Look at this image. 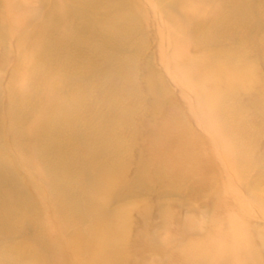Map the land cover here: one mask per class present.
I'll list each match as a JSON object with an SVG mask.
<instances>
[{"label": "bare ground", "instance_id": "1", "mask_svg": "<svg viewBox=\"0 0 264 264\" xmlns=\"http://www.w3.org/2000/svg\"><path fill=\"white\" fill-rule=\"evenodd\" d=\"M153 1H154L155 5L157 7L156 9H158V12L161 13L164 22H166L168 24V26H169L168 28H170L169 32H170L171 35L170 34L169 35H170V39H171L172 42L180 41L179 44L181 45V42H183V38H190V37L194 38L195 37L194 39H196V41L192 42L194 44V46L196 44L197 45L196 47L199 46L201 49L202 48H203V50L206 49L205 51L209 52V56H208L209 58L208 57H204L206 55H204V56L202 55V56L205 59H207V58L210 59V61H207V62L208 63L210 62V64L212 65V68L210 70H209L210 67L208 68L209 73H211L210 77L212 79H214V80H212V82H214L213 84L210 82L211 78L209 79V82L212 85V87L210 89L211 91H209L210 85L209 86L206 85V86L209 87V88H207V90H208L207 91L206 88H204L205 86L202 87V86L199 85L200 82L198 83L199 79H201V78L203 79V75H201L202 74L201 72L203 71L204 67L207 66V65H205V63H207V62H205L204 64L202 62V64L205 65V66H203L202 71H198V72H195V73L191 71V70H194V69H190V67L192 68L193 65L192 66H188L189 69H187V71L185 70L186 69L185 67L184 68L182 67V66H184V65H182V60H183V62L185 61L184 60V56H185L184 54L187 53V51L185 50L186 48H184V50L186 51L185 53L180 52V51H178V49H176L178 52H173L171 57L170 56L168 57V58H172L173 59V62H172L173 64H170V66H172V67L169 66V68L170 69L174 68L175 70L177 69L178 71H180V73H181V75L183 77V80L187 81V80H190L192 77L197 79V83L198 84H196V82H194V83H195V85H197V91L199 92L200 97L198 95L196 97L202 98L203 101L208 100L210 102L209 105H206V108H204L202 105L203 104L205 105V103H207V101L205 103L202 101L203 103L202 102L200 103V105L202 104L200 107H203L204 109H207V106H208V108H210V110L209 111L206 110V111H208V113H210V114L213 113V110L214 111L216 110L217 112H219V113H217L218 115L216 114L217 118L215 117V114L213 113L212 116L216 119V120L214 119V121L210 120V119H213V117L211 118V116H210L209 117L210 119L207 117L211 121L212 126H213V122H215V121H218V123H219V125L214 123L213 132L216 131L215 133H217L219 137H223V138H228L230 136V138H229L230 139V141H229L230 144L226 141L227 142V145H226L227 147L226 146L225 147L227 149H225V147H224V149L228 150L229 153H232L231 155L235 154V156H236V153H237L236 151H239V155L238 156L242 155L241 157L245 156L246 158H249L250 156H248V155H250L251 153L254 152V148H252L253 149V152H252L251 147L254 146L255 144H258L257 140H258L259 136L264 134V132H263V134L259 135L260 131H258V132L256 131L258 128H257V125L255 124L256 126L253 125V127L255 126L254 128H257L255 130V132H254L255 134H253V135L250 134L251 136L250 135L246 136V137H249V140L244 142L243 139H246V140L248 139V138H243L245 132H248L247 131L248 129H246V127H245L244 129H246V130H244V134L241 135L242 130H241V132L239 131V129H241V127H238V126L241 125L239 122H241V123L242 122L243 123L244 122H249V121H244V120H246L245 119L246 113L248 111H250V110H253L256 104L261 105V107H262L261 110H262V115H263L262 120H264V101L261 100V102H258V103H255V104L252 103V105H251L250 102H248L249 97H247V99L245 101H247V103H249V105H251V106L244 104V102H243L244 100L241 101V99L238 97L239 93H237V92H241L242 93L243 90H240V89H242L241 87H240V89L239 88H234L233 82H234L235 78H238V80H239V78H241L242 82L245 79L248 84L252 83L253 87L255 86L256 88H258V89H255V88L252 87L253 88L252 91H249V92H253V91H256V90L257 91L258 90L263 91L262 89H264V81H261L262 78L260 77V74L258 73V71H260V70L256 69V67H254L256 70H258V71H256V70H254L252 68L253 66L251 68H250L249 65L247 66L246 62L248 61L247 60L248 57L246 59L247 61L244 60L246 58L244 56V53L242 54L244 57L243 58L241 57L240 50H239V47H238L240 45H238L239 44L238 43V38H237V36L234 35V31H236V29H237L236 25H240V24L241 25L242 24L246 25L249 28L248 29L249 34H251L252 32H255L256 28L264 27V24H263L264 22H262V23L261 22H257V23H254L255 24L254 26L253 25H251L250 27L248 26L249 24L252 23L251 20L254 17L253 16L254 13L255 12L257 13V11L263 9V7L261 6L260 9L258 10V6L257 5L260 3V0H258L259 2L256 5L257 9H254L255 12L251 9L252 7L249 6V2L253 1V0H240L239 3H238V0L236 1V3L234 2V0H226V2H224V0H221L222 2H220V3L221 4L223 2L224 3L220 7L218 5H216V2H215V4H212L211 3L212 0H153ZM149 2H150L149 0H36V1L34 0V3H32V4H34L33 6H35V7L32 9L29 6L30 7V8H28L29 11L25 12V10H26L25 9L24 13H21V12L18 13V17L17 18L15 17L18 20V23L17 24L15 23V25L10 24V25H12V31H13V35H10V37L13 36V38L15 39V40L14 39L13 40L16 41V49H15V52H16V56H15L16 58L15 59L16 60H14L15 61V65H14L13 72L10 74L9 77H7V79L9 78L8 81H7L8 86L13 83L14 88L13 89H9V88H11L10 86L8 88H6V86L4 85L5 91H6V89H7V91L5 93V97L3 95L4 92L1 94V97H0V99H1L2 95H3V97L7 101L6 102V115H5V116H7V119L4 120V119L0 118V232L2 233V235L5 234L6 231L10 232V235H11V228H13L12 225H16L17 224L18 228H19V225L21 227H23L24 225L26 226L28 224V222L26 221L24 216L26 214L30 215L31 212H34L36 210V208H34L33 205H32V200L33 199H32V196H31L32 194L31 193H33V192L29 193L30 192L29 188L28 189L26 188V185H24L23 182H21L19 180L18 174L15 172V170H17V169L15 167L16 164L13 165V161H14L13 159L16 157V160L18 162H20V165L22 164V166L25 167V168L23 167L24 170L27 169L25 171H28V174H29L30 178L33 177L36 180H39V182H41V186L43 185L46 188L45 189L42 186L45 189L46 193L48 194L49 199L51 201H54V200L57 201V202H55L56 203L55 206L61 207V210H60V208H58V211H56L58 213L59 210H60V213H58V214H62L61 213V211H62V212H64L66 214V216H64V217L67 218V219H69L70 217H74L75 220L77 218H79L81 224L83 225V228H81V231H78L79 237H80V233H81V236H83V237H80V239H79L80 241L82 240L81 238H83V241L85 242L86 240L84 239V237H88V238L91 237L93 239V237L95 236L96 233H99V234L102 233L101 236H99L97 234L98 236L94 237V238L100 237L99 240L98 239H93V240H98L97 244L99 245V248H98V245H97L98 249H93L94 252H96L95 250H97L98 253H97L96 256L99 257V258L96 257L97 259H99V260L96 259L97 262L93 261L94 264H107V263L108 264H110V263L111 264H126V263L130 264V262L127 261L129 257L126 256L128 253L125 254V255L123 254L124 253V249H125V238H128V237H125L124 233L121 230L122 227L124 225H126L127 222H128V214H129L128 213V208L130 206H129V204H127V206H126L127 200L131 199L132 197H136V196L138 197V195L141 196V194L144 195L147 192L150 193L151 190L155 189V190H157L156 191L157 198H159V201H160L161 200L160 198H163L162 197L163 195H164V198H165L166 197L165 194L167 195L168 192H172V187H173L172 185H170L171 190L162 191V189L156 188L157 186L148 185V183L145 180H143L142 176L140 175V173H143V171H144V166H142L141 164L139 166V161H138L140 159V162H141V157L144 154H140V155H142L141 157L138 155V152H137L136 148H134L135 146L132 145L133 141L131 142V137H129L130 139H128L126 141H121L120 140L121 138H120V135H119L120 128H122V122H123L122 119L124 120V118H126L129 114L134 113L136 110H140V109L141 110L142 109L145 110V108L146 107L149 108V106L153 107V109H154V110L150 111V113H152L155 110L158 111L164 104H167V102L169 101V99H168L167 102L165 103L166 98H165L164 94L162 93L163 91L161 92L159 90V88H158V85H157L158 84V79H156V76H157L156 73L153 76L152 75L149 76L150 74H148L150 72V67H151L150 66L151 63H149V62H151V61H149L150 60V55H148L144 59H142V58L140 59V57H139V56H141L139 54L140 53L139 51H142L144 49V47H146V45L149 43L148 40H150L149 38L147 39V36L149 37V34L147 36H145V34H144V32H145L144 24L148 25V24H146V22H148L149 25H150L149 27L151 29H153L157 24H159V23H157V21H154L153 16L151 17V11H153V10L151 9V11H150L147 8L148 6L146 5ZM15 3H17L18 4L17 6H19L20 8H22V6H26L27 7V5H29V1L28 0H21V1H18V0H7V5L8 6L11 5V4H15ZM254 3L256 4V2H254ZM260 4H262V3H260ZM192 5L195 8H198V9L191 10L190 6L193 8ZM1 9L2 8H0V10ZM200 9L201 10H206L208 12L207 13L208 17L211 18L208 22L203 19L202 12L200 11ZM10 10H11V8H10ZM42 10H44L46 13L44 14L43 18L42 19L40 18L41 20L36 23V20L38 19L39 15H40V12ZM12 11L13 10H11L10 12H12ZM263 12H264V10H263ZM258 14H260V13H258ZM2 15L3 14L0 13V16H2ZM263 15H264V13H263ZM4 17H3V19L5 21ZM156 17H157V15H156ZM262 17H264V16H262ZM207 18H205V19H207ZM1 19H0V22H1L0 23V56L3 59L7 55H9V50L11 51L12 48L7 46V43H8L7 41H9L8 39L10 37H9V34L7 33L8 30H6V32H5V28L3 26L6 23V21L3 24L2 23L3 21H1ZM14 20L15 19H13V21ZM256 21H258V19ZM256 21H254V22H256ZM260 21H264V20H260ZM204 24H207L208 26H206ZM5 25L7 27V23ZM152 26H153V28H152ZM30 27H32V28L29 29ZM163 29H164V27H163ZM146 31H148V30L146 29ZM155 32L156 31L154 29V31L151 32V33H155ZM243 32H244V30H243ZM165 34H166V31H165ZM157 35L159 36V33ZM158 36H157V39H158ZM165 38H166V36L164 37V39ZM260 38L264 39L263 36H261ZM165 40H166V42L169 41V40L167 41V38ZM189 40L192 41V39H189ZM227 40H231V42H232L231 45L233 46V48L230 47L231 50L227 49L229 51H226V50L223 49V45L226 43ZM240 40L242 41L244 39H242L240 37ZM150 41L152 42V40H150ZM154 42H155V44L158 45L162 41H160L159 43H156V41H154ZM10 43H12V42H9L8 44H10ZM169 43L170 42H168V44ZM182 44L184 45V42ZM244 44H245V42H244ZM165 45H164V50H165V47H166ZM172 45H174V44H172ZM161 46H162V44H161ZM161 46H158V47H161ZM158 47H157V49L160 50L161 48L159 49ZM187 47H188V44H187ZM169 48H171V47H169ZM149 49L152 50V46ZM144 50H146V49H144ZM151 50H150V52H151ZM198 50H199V48H198ZM198 50H196V51H198ZM146 51L148 52V50H146ZM189 51H188V53H189ZM170 52H172V51H170ZM199 52L201 53V51H199ZM241 52H243V51H241ZM152 53H155V52L152 51ZM156 53L158 55L159 51H157ZM162 53H163V51H162ZM198 54H195V55L197 56ZM203 54H204V52H203ZM248 54H251V52H249ZM200 55H198V56H200ZM154 56H155V54H154ZM262 56H263V53H262ZM200 57H198V59ZM152 58H155V57L152 56ZM156 58H158V56ZM168 58H167V60H168ZM191 58H192V56H191ZM195 60H197V58L194 59V60L192 58V61H195ZM250 60H254V59H250ZM256 60H258V59H256ZM162 61H161V64H163V62H164V61L163 62ZM171 61L172 60H170V62ZM203 61H205V60H203ZM258 61L260 62V60H258ZM9 63H11V62H9ZM152 64H154V63H152ZM157 64H158V62H157ZM157 64H154L155 65L154 67H158V66H156ZM197 65H198V63H197ZM160 66H162V65H160ZM198 67H199V65H198ZM198 67H197V70H198ZM262 67H264V66H262ZM182 68L186 72L185 71L182 72ZM125 69L129 70L128 77L126 78L129 81H132V80L134 81L135 80V75H134L135 72H138V71L141 72L140 73V77L142 79H144L145 83H146V84H144L140 80L143 83V85H146L145 90L144 89L142 90L143 92L141 91V93H140V89L141 88L138 91L135 88V85H132L131 87L124 88L121 91H116V90H118V87L120 88L121 85L126 83L125 82L126 79H124L125 77L124 78L120 77L121 72H123V70H125ZM227 69H231V71L235 73V74H233V78H229L227 76V75H229L228 73L230 71V70L227 71ZM175 70H173V71H175ZM205 71L207 73V70H205ZM154 72H156V71H154ZM19 74H23V76H25V77H23V78H25L24 81L20 80L21 82H17V80L19 79ZM3 75L4 74H2V76ZM158 75H159V73H158ZM136 76H139V75H136ZM189 77H191V78H189ZM262 77L264 79V76H262ZM2 78H4V77H1V80L3 82ZM259 78H261V80H259ZM161 81H162V79H161ZM203 81H205L204 84L208 83V80H207V83H206V80L203 79ZM164 82L166 83L165 80H164ZM134 83H135V81H134ZM137 83H138V81H137ZM238 83H239V81H238ZM3 84H4V82H3ZM5 84H6V82H5ZM138 84L141 85V83H138ZM191 85H193V83H191ZM190 86L188 85V88ZM246 86L242 85V87H245V88H246ZM248 86H247V88H248ZM140 87H142V85ZM170 87H169V89H170ZM193 87H195V86L194 85L191 86V88H193ZM138 88H139V86H138ZM171 88L174 89L173 87H171ZM191 88H190V90H191ZM177 89L179 90V88H177ZM182 89H184V88H182ZM237 89H239V90H237ZM192 90L195 91L194 89H192ZM0 93H1V90H0ZM171 93H173V91ZM236 93H237V96H236ZM189 94H190V92H189ZM195 95H193V96H195ZM252 95L253 96L257 95V93H253ZM252 95L250 94V96H251L250 97L251 100L249 99L250 101H252ZM133 96L136 98L134 100V102H133V103H135V105H133L131 103L132 104L131 107H130V105H128L129 107H126V106L118 107V106H116V100L119 99V101L124 102L126 100V98H127L128 99L127 101H129V102H125V103L128 104L132 100ZM185 96L187 98L186 94H185ZM247 96H248V94H247ZM173 97H175L174 94H173ZM243 97L245 98L246 94L243 95ZM254 97H253V100L256 99ZM256 97H258V96H256ZM195 98H194V100H195ZM199 98H198V100H199ZM174 99H176V97ZM188 99H190V98H188ZM2 100L3 99H1L0 102H2ZM168 103H170V102H168ZM122 104H124V103H122ZM173 105L176 106V104H174V103H173ZM187 105H188V101H187ZM171 106H169V107L171 108ZM195 106L198 107L199 105L195 104ZM167 107L168 106L166 105L165 108H167ZM200 107L197 110L198 113L201 112L200 111ZM177 109H180L179 106L177 107ZM191 109H192V107H191ZM164 111L167 112L168 110L167 111L164 110ZM176 111H178V110H176ZM137 112H139V111H137ZM137 112L134 113V115H137ZM142 112H143V110H142ZM183 112H184V110H183ZM203 112H202V114H203ZM180 113H182V112H180ZM114 114H118L119 117H120L119 121H122V122H117V121H116L117 123L114 122V120H112V116ZM145 114H146V112H145ZM190 114H191V112H190ZM192 114H193V112H192ZM142 115L144 116V114H142ZM154 115H155L154 117H157L158 114L156 115V112H155ZM160 115H161L160 118H163L161 113H160ZM201 115L198 114V118ZM209 115H207V116H209ZM0 116H1V113H0ZM2 116H4V115H2ZM139 116H141V114ZM139 116H138V119L136 118V116H135V118L133 116L132 117L134 119H137V122H138ZM143 116L140 117V120H141V118H143ZM188 116H191V115L188 114ZM256 116H258V115H256ZM132 117L131 118L127 117V118H129L130 119L129 121H131V119H133ZM148 117L149 116H145L143 119L148 118ZM201 117H204V116H201ZM249 117L252 118V114ZM151 118H152V116H151ZM189 118L190 117H188V119ZM253 118H254V116H253ZM253 118L251 120H253ZM134 119H133L132 122L128 121L129 123H133V125L131 127L132 129H133V126L135 125L134 123L136 122ZM153 119L154 118H152L151 120H153ZM174 119H178V118H174ZM199 119H202V118H199ZM208 119H207V121H208ZM6 120H7V124L6 125L8 127V130L6 129V131H8L7 135L9 137V140L8 139L7 140H8V143H9V146H10L11 150H8L6 147L3 146L4 145L3 144V139H2L3 137H1V134H2L1 132L3 131L2 127H3L4 122H6ZM155 120H154V122H155ZM167 120H173V119H169L167 117ZM205 120H206V118L204 119V121ZM145 121H146V119H145ZM161 121H162V119H161ZM204 121H202V122L204 123ZM210 121H208V123ZM254 121L255 120H253V122ZM260 121H259V119L256 120V122H260ZM177 122H181L180 118H179V120H177ZM236 122H238L240 125H236L235 124ZM138 123H142V122H138ZM169 123L171 124V122H169ZM205 124H206V122H205ZM234 124H235V126H237V131H239V134L241 135V137H239L240 135L238 134L237 131H235V129L233 130V132L234 131L237 132L238 135L237 134L234 135L233 133H231V130L234 128V126H233ZM262 124H263V122H262ZM123 125H125V123H123ZM150 125H155V124H152L151 121H150L149 126ZM215 125H217V127L219 126V129ZM231 125H232V127H231L232 129L231 130H230V128L227 129L228 126L230 127ZM259 125L260 124H258V126ZM5 126H4V128H5ZM171 126H173V125L171 124ZM189 126H188V128H189ZM246 126H249V123ZM134 127H137V126H134ZM146 127H144V128L146 129ZM181 127H182V125H181ZM191 127H193V124H192ZM211 127H210L209 131L212 130ZM214 127H216V129H214ZM260 127H261V125H260ZM128 128L130 129V127H128ZM184 128L185 127L180 128V129H183L185 131ZM206 128H208V127H206ZM249 128L251 129V126H249ZM129 129L127 131H129ZM135 129H133V130L135 131ZM138 129L140 130V128H138ZM150 129H151V127H150ZM173 129L176 131V128H173ZM192 129H194V128H192ZM263 129H264V127H263ZM126 130H125V132H126ZM133 130H131V131L133 132ZM146 131H147V129L145 130V132ZM249 131L252 132L251 130H249ZM135 132L139 133L140 131L139 132L135 131ZM151 132H152V130H151ZM195 132H197V131H195ZM136 133H135V135H136ZM148 133H150V131ZM148 133H144L143 135H148ZM176 133H178V132H176ZM189 133H190V131H189ZM127 134H129V133H127ZM187 134L188 133H186L185 135H187ZM194 134H196V133H194ZM217 134H215V135L217 136ZM125 135L126 134H124L123 136H125ZM179 135H181V134H179ZM190 135L192 136V134H190ZM200 135L201 134L199 133V135H197V136H200ZM136 136H138V135H136ZM197 136H195V137H197ZM141 137H142V135L139 138H141ZM150 137H154V136H150ZM163 137L164 136H162L161 138L164 141ZM185 137H187V139H189V134H188V136H185ZM195 137H193V138H195ZM261 137H263V136H261ZM6 138L7 137L5 136V139ZM139 138H138V140L137 139L136 140L139 141L138 144L139 143L141 144L143 141L142 140L140 141ZM197 138H200V137H197ZM134 139H135V137H134ZM144 139L145 138H143V140ZM178 139L180 140V139H182V137L179 136L176 139V142H177ZM187 139H185V140H187ZM190 139L192 140V137ZM132 140H133V138H132ZM200 141H201V139H200ZM200 141H199V144L200 143L203 144V142L202 141L200 142ZM218 141L223 143V141L220 138L218 139ZM187 142H189V141L187 140ZM195 142L197 143V141H195ZM168 143L170 145L171 141H169ZM185 143H186V141H185ZM5 144H6V142H5ZM136 144H134V145H136ZM171 144H173V143H171ZM199 144H198L197 147L201 146V145L199 146ZM228 145H231L232 147L228 146ZM215 146H216V144H215ZM218 147H219V149H221L220 148L221 144ZM140 148H142V147H140ZM262 148L263 149H260V150H262V153H263V155L261 157H262V159L264 161V152H263L264 151V147H262ZM80 149L84 150L85 154L81 155L79 153L80 155H78V151ZM168 149H170V148H168ZM146 150H147V148H146ZM195 150H197V149H195ZM11 151L14 152V154H15V155H13L14 158L12 157L13 159L8 157V153H10ZM228 151L227 152L224 151V152L228 153ZM171 152L172 151H170L169 154H171ZM208 152H206V153H208ZM221 152H222V150L220 151V153ZM240 152L243 153V154H240ZM142 153H145V152H142ZM172 153H174V152H172ZM175 153H176V151H175ZM179 153L180 152L176 153V154H178L177 155L178 157L181 154V153L180 154ZM206 153L203 154V155H208ZM253 154H251V155H253ZM10 155L12 156V154H10ZM231 155L225 154V156H227V157L229 156V159H231L230 158ZM138 156H139V158H138ZM241 157L239 158L240 161L243 160V158L241 159ZM151 158L154 159L152 156H151ZM200 158H201V161H203V162H205V160L206 161L208 160V159H205V158H204L205 159L204 160L202 158V156H200ZM236 158H237V156H236ZM253 158H249L247 160L249 161L250 159L252 160ZM165 159H166V161L168 159V158H166V155H165ZM229 159H227L225 157L224 162H225V160H229ZM254 159H256V158H254ZM159 160L156 159V161H159ZM238 160H237V162H239ZM147 161H148V159L145 162H147ZM153 161L155 162V160H153ZM198 161H199V159H198ZM201 161L199 162V164L201 163ZM232 161H230V162L233 163ZM32 162L39 163V166L41 167V170L38 167L39 168V170L37 168L38 172L35 171L36 168H32ZM220 162H222V161H220ZM244 162L245 161H242V163H244ZM148 163H152V160L149 161ZM148 163H146V165ZM156 163H154L155 165L152 163L153 166L151 165L149 167H151V168L154 167L155 168L156 167ZM210 163L212 164V162H210ZM143 164H145V163L143 162ZM190 164H191V162H190ZM193 164H195V163H193ZM202 164L203 163H201V165ZM211 164H210V167H211ZM230 164H226V165L230 166ZM256 164H254V165H256ZM160 165L162 166L163 163L160 164ZM167 165H169V164L167 163ZM204 165L207 166V163L206 164L204 163ZM234 166H236V165H234ZM238 166L239 165L237 164V166L235 168H237ZM14 167H15V170L13 169ZM132 167L135 168L134 171L131 170ZM162 167L165 168L164 165ZM210 167H208L209 168L208 172H209V170L212 169V168L210 169ZM242 168H243V165H242ZM242 168L240 167L239 168L240 170L238 169L240 174H243L244 171H245V170H243L245 168H243V169ZM165 169H167V168H165ZM201 169H205V166H204V168H201ZM232 169L233 168H231V170ZM256 169L257 168H255V170ZM19 170H20V168H19ZM146 170L150 173V170H148V168ZM21 171L22 170H20V174H21ZM39 171H40L42 176L40 174H38ZM161 171H159V173ZM163 171H165V170L163 169ZM170 171H171V169H170ZM253 171H254V169H253ZM17 172H18V170H17ZM152 172L155 173L156 171H152ZM204 172H206V170ZM231 172L233 173V171H231ZM164 173L165 172H163V174ZM175 173L176 172H174V174ZM215 173H216V170H215ZM215 173H214V175H216ZM250 173H251V171H250ZM253 173H251V174H253ZM169 174H171V172ZM23 175H22V177H23ZM209 175H210V173H209ZM212 175H213V173H212ZM248 175L250 176V174H248ZM248 175L245 176V178H247ZM242 176L243 175H241L239 178L244 179V178H242ZM22 177L20 176V178H22ZM27 177L28 176H26V178ZM149 177H150V175H149ZM149 177H145V179H148ZM180 177H181V175H180ZM185 177H183V178L185 179ZM26 178L25 179L23 178L25 180V183H27V182L30 183V181H32V180L29 181V179H26ZM150 178H152V177H150ZM150 178L147 181H150ZM155 178H158V176L155 177ZM195 178H197V176ZM195 178L193 177L194 180H196ZM205 178L206 177L204 176V178H203L204 180H202L203 183H207L205 181L206 180ZM235 178H234V180H235ZM239 178H237V179H239ZM250 178H254V177H252V175H251V177H249V179ZM35 179H34V181H35ZM241 179H239V182L237 180L236 183H240V185H241L242 184L240 182ZM163 180H165L164 177H163ZM166 180H169V179H166ZM197 180H199V179H197ZM35 182H37V181H35ZM151 182H152V180H151ZM224 182H226V181H224ZM246 182H247V180H246ZM159 183H161V182H159ZM166 183H161V184H166ZM168 183H170V182H168ZM168 183H167V187L169 186ZM197 183H195L194 186ZM221 183H223V182H221ZM155 184H157V182ZM249 184L251 185V182L248 183V188L250 186ZM206 185H204V186H206ZM240 185H239V187H240ZM30 186H31V184H30ZM174 186H175V188L177 187L176 185H174ZM31 187H35V186H33V183H32ZM192 187H193V185H192ZM241 187H242V185H241ZM36 188H38V187H36ZM198 188H199V186H198ZM216 188H217V186H216ZM31 189L33 190V188H31ZM163 189H165V187H163ZM177 189L181 190L178 187H177ZM200 189H201V187H200ZM230 189L232 190L231 193L234 192L233 188H230ZM155 190H153V191H155ZM173 190H174V188H173ZM182 190H183V188H182ZM258 190L259 189H257L256 191H258ZM260 190H261V188H260ZM37 191L40 192L41 190L39 191V189H38ZM175 191H177V190L175 189ZM175 191H173V192L175 193ZM184 191H186V190H184ZM205 191H206V189H204V193H203L204 195L207 193V191L206 192ZM219 191H221V190H219ZM219 191H217V192H219ZM250 191H251V189L249 191H247V192H249V194H247V192H245V189H243V192L245 194H247L248 196L251 195ZM38 192H37V194H38ZM82 193H90L91 196L88 197L87 194H85L86 198L87 197L88 198L84 199L82 197ZM194 193L196 194V192H194ZM194 193H192V197H193ZM253 193L255 194V192H253ZM151 194H153V193H151ZM154 194H155V192H154ZM228 194H226V195H228ZM33 195H35V194L33 193ZM38 195L43 196L40 193ZM170 195L168 194L169 197H170ZM230 195H232V194H230ZM233 195L235 196V195H237V193H235ZM145 196L146 195H144V197ZM206 196H207V194H206ZM234 196H232V197H234ZM259 196H262V195H259ZM148 197H151V195H148ZM194 197H196V196H194ZM224 197H226V196L224 195ZM235 197H237V196H235ZM46 198H47V195H46ZM157 198H156V200H157ZM166 198H165V200H166ZM208 198H211V197H208ZM250 198L251 199L253 198L252 195H251ZM147 199H149V198H147ZM174 199H172V200H174ZM196 199H197V197H196ZM221 199H222V197H221ZM234 199H236V198H234ZM259 199L260 198H258V200ZM46 200H48V198ZM191 200H195V199L192 198ZM199 200H201V197L199 198ZM224 200L225 199H223V201ZM236 200H239L238 197H237ZM145 201H146V199H145ZM148 201H150V200H148ZM152 201H153V199H152ZM159 201L157 200V202H159ZM168 201H169V199H168ZM260 201H261V199L259 200V203H257V204H260ZM116 202L120 203V206L118 205L119 209L117 207H115L116 205L114 206V204ZM155 202L153 204H155ZM197 202H198V200H197ZM197 202H195V203H197ZM233 202L235 204V201H233ZM236 202H238V201H236ZM241 202H242V200H241ZM254 202H256V201H254ZM262 202H261V204H262ZM55 203H53V205ZM148 203L149 202H146L147 205H148ZM163 203H161V204H163ZM168 203H172L171 205L170 204H168V205L170 206V209H174L171 206L175 203V201H174V203L170 202V201ZM193 203H191L189 205L191 206V205H193ZM146 204H145V206H146ZM208 204L209 203L202 204L203 208H204V205L206 206ZM237 204H238V207H239V203H237ZM254 204L255 203H253V205ZM53 205H51V206L53 207ZM149 205H150V203H149ZM157 205L158 206H156V207L159 208L160 203H158ZM168 205L166 204L167 210L169 209ZM226 205L229 207L228 204H226ZM235 205H233V206H235ZM43 206L44 205H42L41 208H39V210H42ZM176 206H177V204H176ZM179 206H181V204ZM208 206H210V204ZM231 206H232V204H231ZM242 206H243L242 203H240V209L241 208L242 209L245 208L244 206L243 207ZM133 207H135V206H132V208ZM173 207H174V205H173ZM200 207L201 206H199L198 208H200ZM210 207L208 208L209 211H210V209L213 208V207H211V208ZM217 207L218 206H216V208ZM262 207H263V204H262ZM262 207H260V208L263 209ZM49 208H51V207H49ZM181 208H183V207H181ZM181 208H179V209L181 210ZM223 208H224V210L228 211L227 209H225L224 206L222 207V211H223ZM256 208H257L256 210L258 212L261 211L260 209L258 210V208H259L258 205L256 206ZM147 209L150 210V208H147ZM162 209H163V207H160V210H162ZM195 209H196V207H195ZM206 209L207 208L202 210V214L207 211ZM215 209H214V211H215ZM45 210H47V208ZM140 210H141V212H142V214L144 216L145 215L146 216L149 215L148 211L145 210L142 206H141ZM244 210H240V211H242V213H244L245 212ZM53 211H54V207H53ZM163 211H164V209H163ZM189 211L190 210L186 211L187 215H189V213H192L191 211L190 212ZM196 211H199V209L196 210ZM203 211H205V212H203ZM212 211H213V209H212ZM216 211H218V210H216ZM226 211H225V213H226ZM254 211H255V208H254ZM138 212L139 211L137 210V213ZM155 212H157V211H155ZM155 212L153 214H155ZM172 212L169 210L168 216ZM176 212H177V210H176ZM199 212H201V211H199ZM229 212H231L230 209H229L228 213ZM46 213L48 214L47 211H46ZM57 213H56V215H58ZM64 213H63V215H64ZM164 213H163L162 217L164 216V219H166L165 217H167V215L165 216V214H167V212L165 214ZM245 213L248 214L247 211ZM251 213H253V212H251ZM261 213H262V211H261ZM132 214H130V215H132ZM140 214H139V218H140ZM173 214H175V212ZM50 215H51V212H50ZM187 215H186V217H187ZM200 215H201V213H200ZM205 215H207V214H205ZM234 215H237V214H234ZM62 216H60V217H62ZM150 216H151V214H150ZM156 216L159 217L158 214ZM217 216H219V214L216 215V216H214V214H213V217H215L214 219H216ZM225 216H222L223 218L219 219L221 221L218 220L217 223L218 222L219 223L222 222L223 224H225L226 222H228V224L223 225V227L227 226V225L228 226L229 225L230 226L233 225V224H230V222L225 219ZM31 217H33V216H31ZM56 217L57 216H55V219H56ZM154 217H155V215L153 216V218ZM229 217H227V219ZM261 217H263L262 214H261ZM52 218H53V216H52ZM230 218H232V217H230ZM233 218H232V220H233ZM58 219H56L55 221H57ZM148 219L150 220V218H148ZM155 219H156V217H155ZM167 219H169V218H167ZM192 219L193 218H191V220ZM64 220H66V219H64ZM69 220H71V218ZM142 220L143 219L141 218V221ZM156 220L158 221V219H156ZM179 220H180V217H179ZM182 220L184 221V219H182ZM205 220L206 219L203 220L204 222L203 221H200V222H203V223H206V221L208 222V220H206V221ZM222 220L223 221L225 220L224 221L225 223ZM51 221H53V220H51ZM138 221H139V219H138ZM145 221H147V220H145ZM160 221L162 222V225H163L164 222L162 220H160ZM160 221H158V223H160ZM239 221H240V224H241V220H239ZM57 222L59 223V220ZM151 222H153V221H151ZM167 222H165V223H167ZM232 222L233 221H231V223ZM116 223H118V224L116 225ZM145 223H148V222H145ZM154 223L155 222H153L152 225ZM197 223L198 222H195V225H194L195 228H193V232H192V235H194L196 238H197V236L200 235L201 232L203 234V231H200V228L201 227L203 228V226H200L199 223L198 224ZM210 223H211V221L208 222V224H210ZM217 223H215V224H217ZM222 223L220 225H222ZM81 224H79V225H81ZM138 224H141V223H138ZM65 225H67V224L65 223ZM146 225H148V224H146ZM162 225H160V227L158 225V227L161 228ZM170 225H169V227H170ZM220 225H218V227ZM236 225H238V223ZM166 226H168V223H167ZM188 226L191 227L192 225H188ZM199 226H200V228H199ZM205 226H206V224H205ZM215 226H213V227H215ZM230 226L227 229H229ZM58 227H60V226H58ZM70 227H65V228H67V230H68ZM76 227H77V225H76ZM128 227H130V226H128ZM174 227L176 228V226H174ZM206 227H208V225ZM233 227L234 228L236 227L235 224H234ZM246 227H247V225H246ZM78 228L79 227H77L76 229H78ZM131 228H133V227H131ZM150 228H152V227L150 226ZM177 228H178V225H177ZM179 228H181L180 230H182V231L184 229L183 226L182 227L180 226ZM211 228H209V229H211ZM238 228H240V227H238ZM62 229H64V228L62 227ZM134 229H135V227H134ZM153 229H157V232L160 231V229L158 230L157 227L153 228ZM185 229H186V226H185ZM248 229H250V227H248L247 230ZM70 230L71 229H69V231ZM138 230H140V229H138ZM171 230L172 229H170V231ZM217 230L218 229H216V230L213 229L215 234H216ZM230 230H231V228H230ZM242 230H243V228H242ZM52 231H53V228H52ZM162 231H160V234H162L161 233ZM175 231H177V230H175ZM175 231H171L174 236L172 235L171 232H169V231L168 232L170 233V235H172L173 237L176 238L178 235H176L174 233ZM182 231H180V232H182ZM184 231H186V230H184ZM210 231H212V230H210ZM227 231L229 232V230H227ZM128 232L130 233V231H128ZM190 232L188 234H190ZM204 232H205V230H204ZM230 232H232V231H230ZM21 233H22V231H21ZM26 233L27 232H25V234ZM68 233H69V235L71 234L70 232H68ZM74 233L72 234L73 235L72 237L76 238L78 236V234L75 233V235H74ZM145 233H144V235H146V238L150 237L147 240L148 245L150 246V248H151V246H157V244H158V246H160V247H161V245H165L164 248L166 247L165 248V250H166V249H169L167 247V245L170 247V243L169 242L173 241V237H171L169 235V238L170 237L171 238L170 239L167 238V239H169L170 241L168 240V243L167 242L164 243L162 241L163 243L159 245V243L161 242V241L160 242L158 241V237L159 236L156 238V237H153L152 235L149 234V236L147 237L148 233L146 231H145ZM206 233H208V235H210L209 232H206ZM211 233H213V232H211ZM232 233H234V232H232ZM134 234H136V233L134 232ZM182 234H184V233L182 232ZM188 234L186 233V236ZM257 234L261 235V233H257ZM142 235H143V233H142ZM156 235H159V233L156 234ZM166 235L164 236V233H163L164 237H167ZM181 235H180V238L179 237H177V238L178 239H182V238L185 237L184 235H182L183 237ZM214 235L212 234V236H214ZM136 236H139V234L138 235L136 234ZM224 236H226V235H224ZM230 236H231V233H230ZM230 236H229V238H230ZM131 237H132V235H131ZM141 237H143L142 238L143 240L145 239V236H141ZM200 237H201V235H200ZM206 237H207V235H206ZM209 237H211V235ZM216 237L221 238V237H219V235L218 236L216 235ZM216 237H214V238H216ZM247 237H248V235H247ZM247 237L245 236V239ZM60 238L64 239L65 236L64 237L61 236ZM91 238H89V239H91ZM134 238H136L135 240H137V237H134ZM177 238L174 239V241L177 240ZM231 238H233V239L231 240L232 242L230 241V244H229V241L226 238H224V240L226 239L227 244L224 243L225 245L223 246V249L220 248V249H218L217 252L213 253V256L215 258L217 257L216 260L218 258H221V261L219 262V264H229L230 262H232L230 260V257L232 255V253L233 252L236 253L237 252L236 249H239V247L235 248V246H237V245H234L233 249L235 251H233V249H232L233 252L230 253L231 255L228 254V251L230 250L229 247L232 246L231 244L235 243L234 239H236L235 236L231 237ZM241 238L240 239L242 241L244 238H243V236H241ZM7 239H9V238H7ZM77 239H78V237H77ZM92 239H91V241H92ZM139 239H138V241H139ZM164 239L166 240V238H164ZM252 239H254V238H252ZM37 240H38V238H37ZM75 240H72V242L75 241ZM143 240L142 241L140 240V241L143 242ZM184 240H186V239H184ZM188 240H189V238H188ZM238 240L239 239L237 238V241ZM69 241L71 242V239H69ZM78 241H76V242L78 243ZM83 241L80 242V246H84V244L86 243V242L84 243ZM174 241L172 242V244L174 243ZM177 241H179V240H177ZM218 241H220V240H218ZM62 242L64 243V241L61 239V243ZM145 242H146V239H145ZM44 243H45V240H44ZM81 243H84V244L82 245ZM93 243L91 242V245H89V246H92V247L96 248L95 243H94V245H92ZM127 243H128V240H127ZM132 243H134V242H132ZM178 243L180 244L181 242H178ZM241 243H243V242H241ZM6 244H8V243H5V245ZM9 244H11V243H9ZM68 244H71V243H67V245ZM139 244L137 243V245H139ZM175 244H176V241H175ZM204 244H205V242H204ZM247 244H249V242ZM2 245H4V244H2ZM14 245L18 246V242L14 243ZM45 245L41 244V246H45ZM130 245H133V244H130ZM181 245H180L179 249H182L183 246H181ZM251 245H256V243L255 244L254 243L253 244L250 243V245H248V246H251ZM20 246L22 247V245H20ZM70 246H73V244H71ZM75 246H73V248ZM176 246H177V244H176ZM190 246H191L190 249L194 250V252L196 251L200 255L199 257H202V259L198 258L199 261L200 262L203 261V258L205 257V252H206L205 250L207 249L206 247L208 245L205 246L206 249L204 250V252H203L204 248L201 247L202 245H200L199 243L198 244H194V245H190ZM219 246H220V244L218 245V247ZM245 246H246V244H245ZM24 247H26V246H24ZM31 247H33V246H31ZM78 247H79V245H78ZM140 247H141V244L138 246V248L140 249ZM211 247H212V249H215V248H213L214 246H211ZM7 248H10L9 245L7 246ZM11 248H13V245L11 246ZM27 248H29V247H27ZM66 248H67V250L69 252L70 247H69V249H68V246ZM75 248H76V250L75 249H74V251L72 250L71 251L72 254H70V255H72V257H74V259L76 258V256H74V255L79 254L78 253L79 251L83 250V251L86 252V250H85L86 247L85 248L83 247V249L81 248V250H80V247H79V251H77L78 250L77 247H75ZM187 248L189 249V247H187ZM187 248L183 247L182 250L185 249V251L187 252V251H189ZM243 248H245V247H243ZM5 249H4V251H5ZM38 249H39V247H38ZM45 249L46 248H44V250ZM89 249L90 248L88 247V250ZM133 249L134 248H132V251H133ZM139 249H136L137 253H138ZM141 249H143V248H141ZM175 249H177L176 252L177 251H179V252L181 251V250H178V247L175 248ZM175 249L172 252H174ZM227 249H229V250H227ZM136 250H134V252H133L134 254H135ZM165 250L163 252V249H162V252L163 253H168V250H166V252H165ZM208 250H210V248L207 249V252H208ZM259 250L260 251H258L257 249H250V248L245 249L243 255H244L246 260L244 259L245 260L244 264H253L252 261H254L255 258L257 259V256L260 255L261 249H259ZM13 251H14V253H12V250H11V253L9 252L10 254H6V255L3 256V258H2V263L3 264L19 263V261H18L19 259L18 258L20 256L18 258H16V256H18V255L15 256V254H18L20 251L18 253L17 252L15 253V250H13ZM154 251H156V250L154 249L153 252ZM185 251H183V252L181 251V253H183V257H185L184 256V252ZM224 251L227 252V253H224ZM25 252H30V251H26L25 250ZM32 252L29 253V255L32 254ZM49 252H50V250H49ZM64 252H65V249H64ZM73 252L74 253L77 252V253L74 254ZM85 252H83V253L86 254ZM142 252H143V250H142ZM153 252H152L151 255L155 254L156 257L159 255V253L157 254V253H153ZM194 252H193V254H191L192 252L191 253L188 252L190 254V258H191V255L195 254ZM81 253H82V251H81ZM144 253H145V251H144ZM27 254H25V255H27ZM50 254L55 255L56 253L55 254L49 253V255ZM198 254H195L194 256H196ZM224 254H226V255H224ZM49 255H47V256H49ZM130 255L133 256L132 253H130ZM147 255H148V253H147ZM163 255H162V257H163ZM174 255L176 256L177 254H174ZM227 255H230V257L227 256ZM236 255H237V253H236ZM78 256H80V254ZM78 256H77L78 260L82 258V257L78 258ZM125 256H126V258L128 257L127 260H126ZM132 256H131L132 260H135V258L137 257L136 256L135 258H132ZM167 256L168 255L166 254V257ZM180 256H182V255H179L177 257V259L174 257V259L178 260V258ZM27 257L28 258H26V257L25 258L29 259V260L28 261L25 260L24 264H31V262H32L31 255L30 256L27 255ZM170 257H171V255H170ZM183 257H180V258L184 259ZM206 257H207V254H206ZM85 258H87V257H85ZM147 258H148V256H147ZM172 258H173V255H172ZM185 258H188V257L186 256ZM190 258H188V259H190ZM193 258H195V257H192L191 260H193ZM209 258L210 259L212 258V254L210 255ZM232 258H233V256H232ZM261 258H263V257L261 256ZM66 259L68 260V257H66ZM66 259H64L62 261L65 262L66 264H68L67 263L68 261L66 262ZM166 259L164 261L165 262L168 261L169 264H173V262L176 261L175 260L172 263H170L171 262L170 258L168 257V260H166ZM198 259L196 257V260H198ZM84 260H86V259H84ZM84 260L82 261L83 264L86 262ZM105 260H108V261L106 262ZM191 260H189V262ZM196 260H193L191 262V264L195 263V262H196L195 264L199 263ZM213 260H209L208 259V262L211 263V262H213ZM239 260H241V258ZM262 260H264V258ZM87 261L89 262L88 259H87ZM161 261H163V260H161ZM63 262H61V264ZM91 262H89V263H91ZM131 262L134 263V261H131ZM140 262H141V260H140ZM157 262H159V261H157ZM182 262H181V264H182ZM185 262H187V261H185ZM205 262L208 264L207 260H205ZM217 262H214L213 264H215ZM57 263H59V262H57ZM82 263L80 261V264H82ZM155 263L152 262V264H155ZM177 263H179V261H177ZM203 263H204V261H203ZM22 264H23V261H22ZM70 264H72V262H70ZM164 264H167V263H164Z\"/></svg>", "mask_w": 264, "mask_h": 264}, {"label": "rangeland", "instance_id": "2", "mask_svg": "<svg viewBox=\"0 0 264 264\" xmlns=\"http://www.w3.org/2000/svg\"><path fill=\"white\" fill-rule=\"evenodd\" d=\"M18 1H21V0H18ZM29 1V5H27V7L26 6H22V8H20L19 6H17L18 4L17 3H15V4H11V5H7V0H0V8H2L1 10H0V13L1 14H3L2 16L5 18V21H6V23H7V27H6V23L4 24V19H3V17L2 16H0V19H1V21H3L2 23L4 24H2L3 26H4V28H5V32H6V30H8L7 31V33L9 34V37H10V35H13V31H12V25H10V24H13V25H15V23L17 24L18 23V20L16 19L17 17H18V13H24V10H25V12L26 11H29V9L28 8H34L35 6H33L34 4H32V3H34V0H28ZM33 1V2H32ZM36 1V0H35ZM150 2L149 3H147L146 5L148 6L147 8L151 11V9L153 10V11H151V17L153 16V19H154V21H157V23H159V24H157L154 28H153V26H152V28L153 29H151L149 26V23L148 22H146V24H148V25H145L144 24V30H145V32H144V34H145V36H147L148 34H149V37L147 36V39L149 38L150 40H152V42L150 41V40H148L149 41V43L146 45V47H144V49H146V50H148V52L146 51V50H142V51H139L140 53V55L141 56H139L140 57V59L142 58V59H144L145 57H147L148 55H150V60L149 61H151V62H149V63H151L150 64V72L148 73V74H150L149 76H153L155 73H156V79H158V88H159V90L164 94V96H165V98H166V100H165V103L167 102V100L169 99V101L168 102H170V103H168L167 102V104H164L158 111H153L152 113H150V111L151 110H154L153 109V107H150L149 105V108L148 107H146L145 108V110L144 109H142L143 110V112H142V110L140 109V110H136L134 113H136L137 111H139V112H137V115L139 116L140 114H141V116H143L142 114H144V116H143V118L145 117V116H149L148 118H145L146 119V121H145V119H143V118H141V120H140V117L141 116H139V120H138V122H142V123H138L137 122V119H138V116L137 115H134V113H131V114H129L127 117H129V118H131L132 116L135 118V116H136V118L137 119H134L133 117V119L136 121H134L135 123V125L134 126H137L138 128H140V130L137 128V127H134L133 126V129H135V131H137V132H139V133H136L131 127H132V125H133V123H129V122H132L133 121V119H131V121H129L130 119L129 118H124V120L122 119V121H119V119H120V117H119V115L118 114H114L113 116H112V120H114V122H122V128H120V132H119V135H120V140L121 141H126V140H128V139H130L129 137H131V142H132V145L133 146H135L134 148H136V150H137V152H138V155L141 157L142 155H140V154H144L142 157H141V162H140V159L138 160L139 161V166H140V164L142 165V166H144V171H143V173H140V175L142 176V179L143 180H145L147 183H148V185H151V186H157L156 188H159V189H162V191H166V190H171V187H170V185H172L173 187H172V192H168L167 193V195L165 194V196L167 197H165L166 198V200H165V198H164V195L162 196L163 198H160L161 200L159 201V198H157V195H156V191L157 190H155V189H153V190H155V191H153V190H151V192L149 193V192H147L146 194H144V195H146L145 197H144V195H142L141 194V196H139L138 195V197L136 196V197H132L131 199H129V200H127V203H126V206H127V204H129V208H128V222H127V224L126 225H124L123 227H122V232L124 233V235H125V237H128V238H125V249H124V255L125 254H127L126 256H128L127 258H128V260H127V258H126V256H125V258H126V260L128 261V262H130V264L132 263V264H152V262L153 263H155V264H164V263H167V264H169L168 263V261H164L166 258V260H168V257L170 258V260H171V262L170 263H172L173 261H175L176 259H177V257L179 256V255H182V256H180V257H183V253H181V251L183 252V251H185V249L184 250H182L183 249V247L184 248H187V247H189V251H185L184 252V256L186 257H188V258H190V254L188 253V252H192L191 254H193V252H194V250H192V249H190V245H194V244H200V245H202L201 247H203L204 249H203V252H204V250L207 248V249H209L210 248V250H208V252H207V249L205 250L206 252H205V257L203 258V261H204V263H203V261H199V259H202V257H199L200 255L195 251L194 253L195 254H198V255H196V256H194V255H191V258L192 257H195V258H193V260H196V257H197V259L198 260H196V261H198L199 263H197V264H207L206 262H205V260H207V262H208V259L209 260H213V262H208V264H213L214 262H217V263H215V264H219V262L221 261V258H218L217 260H216V258L213 256V253H215V252H217L218 251V249H220V248H222L223 249V246L225 245V244H227V241H226V239L229 241V244H230V241L233 239V238H231V237H234L235 236V238L237 237L239 240L237 241V238L236 239H234L235 240V243H233V244H231L232 246L231 247H229L230 248V250L229 249H227V250H229L228 251V254H230V253H232L233 251H235L233 248H234V245H237V246H235V248H237V247H239V249H236V253H237V255H236V253H232V255H231V257H230V255H227V256H229L230 257V260L232 261V262H230L231 264H244L245 263V257H244V255H243V253H244V250L245 249H247V248H250V249H257L258 251H260L259 249H261V252H260V255L259 256H257V259L255 258L254 259V261H252V263L253 264H264V260H262L263 258H264V161H263V159H262V155H263V153H262V150H260V149H263L262 147H264V134H263V132H264V129H263V127H264V120H262V117H263V115H262V110H261V105H258V104H256L255 105V107H254V109L253 110H250V111H248L247 113H246V116H245V119L246 120H244V121H249V122H236L235 124L236 125H240V126H238V127H241V129H239V131L241 132V130H242V132H241V135L242 134H244V130H246V129H248L247 131L248 132H245V134H244V136H243V138H248L247 140L246 139H243L244 140V142H246V141H248L249 140V137H246V136H249L250 134L251 135H253V134H255L254 132H255V130L258 132V131H260L259 132V135L260 134H263V135H261V136H263V137H261V136H259V138H258V140H257V142H258V144H255L254 146H252L251 147V149L252 148H254V152H253V149H252V152L255 154H253V153H251V154H253V155H248V156H250L249 158H258L257 160L256 159H250L249 161L247 160V159H249V158H246L245 156V158L244 157H241L242 155H240V156H238L239 155V151H236L237 153H236V156H237V158H236V156H235V154H233V155H231L232 153H229V151L228 150H225V149H227L226 147V145H227V142L230 144V136L228 137V138H223V137H219L218 136V134L217 133H215V132H213V126H214V123H216V124H218L219 125V123H218V121H215V122H213V126H212V123H211V121L213 120L214 121V117L212 116L213 115V113L215 114V117L217 118V116H216V114L217 113H219V112H217L216 110L214 111L213 110V113L212 114H210V113H208V111L210 110V108H208V106H207V109H204V108H206V105H209V101L208 100H206L207 101V103H205L206 101H203L202 100V98H199L200 97V94H199V92L197 91V85H195V83L194 82H196V84H198L199 82H200V86H202V87H204V88H206V90H207V88H209L208 86L210 85V88H209V91H211L210 89H211V87H212V85H211V83L213 84L214 82H212V80H214V79H212L211 77H210V74L211 73H209V71H208V68H209V70L212 68V65L210 64V62L208 63L207 61H210V59H208L209 57V52L208 51H205L206 49H204L203 50V48L201 49L199 46L198 47H196L197 45L195 44V46H194V44L192 43V42H195L196 41V39H194V38H192V37H190V38H183V42H184V45L182 44L183 42H181V45L179 44L180 43V41H176V42H172L171 41V39H170V28H168L169 26H168V24L166 23V22H164V20H163V17H162V15H161V13H159L158 12V9H156L157 7H156V5H155V3H154V1L153 0H149ZM236 1L237 0H234V2L236 3ZM239 1L240 0H238V3H239ZM5 2V3H4ZM215 2H216V5H218L219 7L220 6H222V4L224 3V2H226V0H224V2L221 4L220 2H222L221 0H212L211 1V3L212 4H215ZM254 2H256V4L254 3ZM259 1L258 0H253V1H250L249 2V6L250 7H252L251 9L255 12V10L254 9H257V7H256V5H257V3H258ZM36 3V2H35ZM260 3H262V4H260ZM260 3L257 5L258 6V10L260 9V7L262 6L263 7V9H261V10H259V11H257V13L255 12H253L254 13V17L252 18V20H251V24H249L248 26L250 27L251 25H255L254 23H257V22H264V21H260V20H264V17H262V16H264L263 15V10H264V0H260ZM32 4V5H31ZM37 5V4H36ZM260 5V6H259ZM12 6V7H11ZM30 6V7H29ZM193 6V5H192ZM254 7V8H253ZM256 7V8H255ZM10 8H11V10H13L12 12H10L11 10H10ZM190 8H191V10H196V9H198V8H195L194 6H193V8L190 6ZM189 8V9H190ZM16 10V11H15ZM45 10V9H44ZM44 10H42L41 12H40V15H39V17H38V19L36 20V23L38 22V21H40L42 18H43V16H44V14L46 13ZM200 11L202 12V17H203V19L205 20V21H209L211 18H209L208 17V12L206 11V10H201L200 9ZM261 11V12H260ZM44 12V13H43ZM5 13V14H4ZM258 13H260V14H258ZM154 14V15H153ZM156 15H157V17H156ZM161 15V16H160ZM160 16V17H159ZM14 17V18H13ZM16 17V18H15ZM208 17V18H207ZM261 17V18H260ZM41 18V19H40ZM159 18V19H158ZM205 18H207V19H205ZM256 18V19H255ZM13 19H15L14 21H13ZM258 19V21H256ZM260 19V20H259ZM17 20V21H16ZM160 20V21H159ZM163 21V22H162ZM254 21H256V22H254ZM1 23V22H0ZM264 24V23H263ZM167 25V26H166ZM204 25H206V26H208L207 24H204ZM246 25H236V27H237V29H236V31H234V35L235 36H237V38H238V45H242L241 47L240 46H238L239 47V50H240V54H241V57L243 58L244 56L246 57L244 60H246L247 59V57H248V61L246 62V64H247V66L249 65L250 66V68L252 67L254 70H256V69H258V70H260V71H258V70H256V71H258V73L260 74V77L262 78V80H261V78H259V80H261V81H264V79H263V77L262 76H264V67H262V66H264L263 64H264V39H262V38H260L261 36H263V38H264V27H260V28H256V31L255 32H252L251 34H249V31H248V27L246 26ZM163 27H164V29H163ZM235 27V28H236ZM32 27H30L29 29H31ZM241 28V29H240ZM146 29L148 30V31H146ZM154 29H155V33H151V32H153L154 31ZM169 29V30H168ZM150 30V31H149ZM152 30V31H151ZM235 30V29H234ZM243 30H244V32H243ZM11 31V32H10ZM165 31H166V34H165ZM169 33H168V32ZM159 33V36L157 35V34ZM236 33V34H235ZM259 33V34H258ZM161 34V35H160ZM170 34V35H169ZM246 34V35H245ZM240 35V36H239ZM244 35V36H243ZM154 36V37H153ZM157 36H158V39H157ZM161 36V37H160ZM166 36V38H167V41L168 42H170L169 44L171 45H169L168 44V42H166V38L164 39V37ZM243 36V37H242ZM160 37V38H159ZM240 37L242 38V39H244V40H240ZM245 37V38H244ZM154 38V39H153ZM162 38V39H161ZM14 38H13V36L12 37H10L8 40L9 41H7L8 43L9 42H12V43H10V44H8L7 43V46H9V47H11L12 48V52L9 50V55H7L6 57H4L3 59L1 58V56H0V76L1 77H4V78H2L3 79V82H4V84H3V82H2V80H1V77H0V90H1V93H0V97H1V94L3 93V95H4V97H5V93H6V91H7V89H6V91H5V87H4V85L6 86V88H8L9 86L11 87V88H9V89H13L14 88V85H13V83L12 84H10L9 86H8V83H7V81H8V79H7V77H9L10 76V74L13 72V69H14V65H15V61L14 60H16L15 58V56H16V52H15V49H16V41H14L13 40ZM157 39V40H156ZM189 39H192V41L191 40H189ZM194 40V41H193ZM241 42H240V41ZM154 41H156V43H159L160 41H162V42H160L158 45L157 44H155V42ZM158 41V42H157ZM260 43H259V42ZM230 42V43H229ZM244 42H245V44H244ZM152 43V44H151ZM154 43V44H153ZM192 43V44H191ZM161 44H162V46H161ZM166 44V45H165ZM172 44H174V45H172ZM187 44H188V47H187ZM191 44V45H190ZM232 44V42H231V40H227L226 41V43L223 45V49L224 50H226V51H229V50H227V49H230V47L231 48H233V46L231 45ZM164 45L166 46L165 47V50H164ZM231 45V46H230ZM151 46H152V50L151 49H149V48H151ZM158 46H161V47H158ZM173 46V47H172ZM181 46V47H180ZM252 46V47H251ZM157 47L160 49V50H158L157 49ZM169 47H171V48H169ZM176 47V48H175ZM10 48V49H11ZM157 50H156V49ZM173 48V49H172ZM184 48H186L185 50L187 51V53H185L186 51L184 50ZM198 48H199V50H198ZM261 48V49H260ZM9 49V48H8ZM176 49H178V51H180V52H183V53H185L184 55V62H183V60H182V65H184V66H182L183 68L185 67L186 69V71H187V69H189V67L188 66H192L193 65V67L191 68L190 67V69H194V70H191L192 72H198V71H202V69H203V66H205V65H207V66H205L204 67V69L205 70H207V73H206V71L203 69V71L201 72L202 74L201 75H203V79L204 80H206V83H207V80H208V83L207 84H204L205 83V81H203V79L201 80V79H199L198 80V83H197V79H195L194 77H189V78H191L190 80H183V77H182V75H181V73H180V71H178L177 69L175 70L174 68H169V66H170V64H173L172 62H173V59L172 58H168L169 56L171 57V55H172V53L173 52H178ZM198 50V51H196V50ZM243 49V50H242ZM150 50H151V52H150ZM156 50V51H155ZM163 51V53H162V51ZM168 50V51H167ZM191 52H190V51ZM231 50V49H230ZM245 50V51H244ZM253 50V51H252ZM152 51L153 52H155V53H152ZM157 51H159V53H158V55H157ZM167 51V52H166ZM170 51H172V52H170ZM188 51H189V53H188ZM194 51V52H193ZM199 51H201V53L199 52ZM241 51H243V52H241ZM147 54H146V53ZM197 52V53H196ZM203 52H204V54H203ZM249 52H251V54H248ZM166 53V54H165ZM169 53V54H168ZM199 53V54H198ZM244 53V56L242 55ZM253 53V54H252ZM262 53H263V56H262ZM143 54V55H142ZM146 56H145V55ZM153 54V55H152ZM154 54H155V56H154ZM162 54V55H161ZM191 54V55H190ZM194 54V55H193ZM195 54H198V55H200V56H198V57H200L199 59H198V57L195 55ZM246 54V55H245ZM167 55V56H166ZM190 55V56H189ZM204 55H206V56H204V57H208L207 59H205V58H203V56ZM248 55V56H247ZM9 56V57H8ZM152 56L153 57H155V58H152ZM158 56V58H156ZM191 56H192V58H193V60L194 59H196L197 58V60H195V61H192V58H191ZM194 56V57H193ZM251 56V57H250ZM253 56V57H252ZM8 57V58H7ZM196 57V58H195ZM167 58H168V60H167ZM190 58V59H189ZM241 58V59H242ZM158 59V60H157ZM172 60L171 62H170V60ZM205 60V61H203V60ZM250 59H254V60H250ZM256 59H258V60H260V62L258 61V60H256ZM164 62H163V61ZM256 60V61H255ZM161 61L163 62V64H161ZM9 62H11V63H9ZM157 62H158V64H157ZM169 62V63H168ZM193 62V63H192ZM202 62H203V64L205 63V62H207V63H205V65H203L202 64ZM152 63H154V64H157L156 66H158V67H154L155 65L154 64H152ZM197 63H198V65H199V67H198V65H197ZM253 63V64H252ZM260 63V64H259ZM9 64V65H8ZM169 64V65H168ZM190 64V65H189ZM202 64V65H201ZM160 65H162V66H160ZM195 65V66H194ZM201 65V66H200ZM211 65V66H210ZM258 66V67H257ZM3 67V68H2ZM6 69H5V68ZM170 67H172V66H170ZM197 67H198V70H197ZM254 67H256V69L254 68ZM260 67V68H259ZM262 67V68H261ZM183 68H182V72H184L185 70H183ZM4 72H3V71ZM9 70V71H8ZM173 70H175V71H173ZM231 71V69H227V71ZM149 71V70H148ZM153 71V72H152ZM154 71H156V72H154ZM185 71V72H186ZM190 71V70H189ZM229 71V75H227L229 78H233V74H235L234 72H230ZM175 72V73H174ZM179 74H178V73ZM137 73V74H136ZM140 71H138V72H135L134 73V75H135V83H134V81L132 80V81H129L128 79H126L127 77H128V74H129V70H123V72H121V74H120V77L121 78H124V79H126L125 80V84H123V85H121V87L119 88L118 87V90H116V91H121L122 89H124V88H127V87H131L132 85H135V88L139 91V89H140V93H141V91L144 89L145 90V87H146V85H143V83L144 84H146L145 83V80L144 79H142L141 77H140ZM152 73V74H151ZM158 73H159V75H158ZM2 74H4L3 76H2ZM161 74V75H160ZM192 74V73H191ZM206 74V75H205ZM227 74V73H226ZM136 75H139V76H136ZM206 77H205V76ZM178 76V77H177ZM23 77H25V76H23V74H19V79L17 80V82H21V81H24L25 80V78H23ZM137 77V78H136ZM163 77V78H162ZM180 77V78H179ZM202 77V76H201ZM239 77V76H238ZM182 78V79H181ZM211 78V80H210V82H209V79ZM5 79V80H4ZM161 79H162V81H161ZM166 81V83L164 82V80ZM21 80V81H20ZM128 80V81H127ZM143 82H141V81ZM238 78H235V80H234V82H233V85H234V88H239L240 89V87L242 88V89H240V90H243L242 91V93L241 92H237V93H239L238 94V97L241 99V101H243L244 102V104H246V105H249V103H247V101H245L246 99H247V97H249V99L251 100V96H250V94L252 95L253 93H257V95H252V101H250L249 99H248V102H250V104L252 105V103H258V102H261V100H263L264 101V89H262L263 91H261V90H256V91H253V92H249V91H252V89L253 88H255V89H258V88H256L255 86L253 87V85H252V83H247V81L244 79V81L242 82V79L241 78H239V83H238ZM137 81H138V83H141V85H142V87H140L141 85L140 84H138L137 83ZM160 81V82H159ZM184 81V82H183ZM5 82H6V84H5ZM163 82V83H162ZM124 83V82H123ZM137 83V84H136ZM182 83V84H181ZM191 83H193V85L196 87H193V88H191V86H193V85H191ZM243 83V84H242ZM245 83V84H244ZM3 84V85H2ZM128 84V85H127ZM162 84V85H161ZM249 86H248V85ZM12 85V86H11ZM137 85V86H136ZM174 85V86H173ZM181 85V86H180ZM188 85L190 86L189 88H188ZM206 85H208V86H206ZM242 85L243 86H248V88H247V86H246V88L245 87H242ZM252 85V86H251ZM3 86V87H2ZM138 86H139V88H138ZM171 86V87H173L174 89H172L171 87H170V89H169V87ZM181 87V88H180ZM253 87V88H252ZM165 88V89H164ZM168 88V89H167ZM177 88H179V90L177 89ZM182 88H184V89H182ZM190 88H191V90H190ZM3 89V90H2ZM192 89H194L195 91H193ZM239 89H237V90H239ZM171 90V91H170ZM186 90V91H185ZM173 91V93H171ZM176 91V92H175ZM184 91V92H183ZM208 91V90H207ZM143 92V91H142ZM166 92V93H165ZM189 92H190V94H189ZM198 92V93H197ZM262 92V93H261ZM172 95H171V94ZM182 95H181V94ZM193 93V94H192ZM237 93H236V96H237ZM173 94H174V96L176 97V99L178 100H176V99H174L175 97H173ZM177 94V95H176ZM185 94L187 95V98H186V96H185ZM196 94V95H195ZM246 94V97L244 98L243 97V95H245ZM247 94H248V96H247ZM3 95H2V98L1 99H3L2 100V102H0V113H1V116H0V118L1 119H7V116H5L6 115V99L3 97ZM192 95V96H191ZM193 95H195V96H193ZM199 96V97H196V96ZM240 95V96H239ZM170 96V97H169ZM256 96H258V97H256ZM169 97V98H168ZM193 97V98H192ZM196 97V98H195ZM242 97V98H241ZM253 97L254 98H256V99H254L253 100ZM188 98H190V99H188ZM194 98H195V100H194ZM198 98H199V100H198ZM1 99H0V101H1ZM136 98L133 96L132 97V102L130 101V103H125V102H129V101H127L128 99L126 98V100L124 101V102H121V101H119V99L118 100H116V106H118V107H120V106H126V107H129L128 105H130V107L132 106V104L133 105H135V103H133L134 102V100H135ZM171 99V100H170ZM197 99V100H196ZM130 100V99H129ZM173 100V101H172ZM175 100V101H174ZM188 101V105H187V101ZM190 100V101H189ZM194 100V101H193ZM259 100V101H258ZM5 101V102H4ZM172 101V102H171ZM193 101V102H192ZM197 103H196V102ZM200 101V102H199ZM204 102L205 103V105L203 104H201L203 107H200L201 105H200V103L201 102ZM225 101V100H224ZM202 102V103H203ZM242 102V103H243ZM5 103V104H4ZM122 103H124V104H122ZM132 103V104H131ZM173 103L174 104H176V106L175 105H173ZM127 104V105H126ZM186 106H185V105ZM191 104V105H190ZM195 104L196 105H199L198 107L197 106H195ZM166 105L168 106L167 108H165L166 107ZM172 105V106H171ZM183 105V106H182ZM211 105V104H210ZM251 105H249V106H251ZM169 106H171V108L169 107ZM179 106V108L180 109H177V107ZM173 107V108H172ZM186 107V108H185ZM191 107H192V109H191ZM199 107H200V113H198L197 112V110L199 109ZM4 110H3V109ZM174 109V110H173ZM182 109V110H181ZM164 110H168L167 112H165ZM170 110V111H169ZM176 110H178V111H176ZM183 110H184V112H183ZM205 110V111H204ZM206 110H208V111H206ZM146 112V114H145V112ZM191 112V114H190V112ZM204 111V112H203ZM252 111V112H251ZM142 112V113H141ZM149 112V113H148ZM155 112H156V115H157V117H154L155 115ZM180 112H182V113H180ZM192 112H193V114H192ZM202 112H203V114H202ZM216 112V113H215ZM160 113L162 114V117L163 118H160L161 117V115H160ZM196 113V114H195ZM208 113V114H207ZM249 113V114H248ZM148 114V115H147ZM186 114V115H185ZM188 114L189 115H191V116H188ZM198 114L199 115H201V116H204V117H201V116H199V118H202V119H199L198 118ZM210 114V115H209ZM251 114H252V118H253V116H254V118H253V120H255L254 122H253V120H251L252 118L251 117H249V116H251ZM258 115V116H256V115ZM261 114V115H260ZM2 115H4V116H2ZM152 116V118H154L153 120H151L152 118H151V116ZM160 115V116H159ZM169 118V119H173V120H167V117ZM197 115V116H196ZM207 115H209V116H207ZM218 115V114H217ZM117 116V117H116ZM190 117L189 119H188V117ZM211 116V118L213 117V119H210L209 117ZM260 116V117H259ZM116 117V118H115ZM195 117V118H194ZM211 120H209L208 118ZM249 117V118H248ZM166 118V119H165ZM174 118H178V119H174ZM179 118H180V121L181 122H177V120H179ZM192 118V119H191ZM206 118V120L204 121V119ZM126 119V120H125ZM156 119V120H155ZM161 119H162V121H161ZM186 119V120H185ZM207 119H208V121H210L209 123H208V121H207ZM259 119V121L260 122H256V120H258ZM154 120H155V122H154ZM165 120V121H164ZM168 122H167V121ZM216 120V119H215ZM129 121V122H128ZM149 121V122H148ZM150 121H151V123L152 124H155V125H150L149 126V124H150ZM186 121V122H185ZM202 121H204V123L202 122ZM253 123H252V122ZM116 122V123H117ZM146 124H145V123ZM159 122V123H158ZM169 122H171V124L174 126H171V124L169 123ZM173 122V123H172ZM188 122V123H187ZM205 122H206V124H205ZM262 122H263V124H262ZM123 123H125V125H123ZM144 123V124H143ZM175 123V124H174ZM208 123V124H207ZM211 123V124H210ZM238 123V124H237ZM249 123V126H251V129L249 128V126H246L247 124ZM7 120H6V122H4V124H3V127H2V130L5 132H1L2 134H1V137H3L2 139H3V146L4 147H6L8 150H11L10 149V146H9V143H8V140H9V137H8V131H6V129L8 130V127H7ZM130 124V125H129ZM192 124H193V127H191L192 126ZM205 124V125H204ZM210 124V125H209ZM235 124L233 125L234 126V128L232 129L231 127H232V125L229 127L228 126V128L227 129H229L230 128V130H231V133H233L234 135H236L237 134V132H238V134H239V131H237V126H235ZM257 125V128H254L256 125ZM258 124H260L261 125V127H260V125L258 126ZM6 125V126H5ZM129 125V126H128ZM177 127H176V126ZM179 125V126H178ZM181 125H182V127H181ZM186 125V126H185ZM189 126V128H188V126ZM207 125V126H206ZM253 125H255L254 127H253ZM4 126H5V128H4ZM142 126V127H141ZM147 126V127H146ZM208 127V128H206V127ZM212 126V127H211ZM216 127H217V125H215ZM128 127H130V129L128 128ZM144 127H146V129H147V131L145 132V128ZM150 127H151V129H150ZM153 127V128H152ZM155 127V128H154ZM183 127H185L184 129H185V131L183 130V129H180V128H183ZM191 127V128H190ZM202 127V128H201ZM210 127H211V131H209V129H210ZM216 127H214V129H216ZM246 127V129H244ZM253 127V128H252ZM129 129V131H127L128 129ZM158 128V129H157ZM173 128H176V131L173 129ZM192 128H194V129H192ZM218 129H219V126L217 127ZM127 129V130H126ZM149 129V130H148ZM189 129V130H188ZM235 129V131H237V132H233V130ZM125 130H126V132H125ZM131 130H133V132L131 131ZM151 130H152V132H151ZM173 130V131H172ZM178 130V131H177ZM180 130V131H179ZM229 130V131H230ZM249 130H251L252 132H250ZM150 131V133H148ZM158 131V132H157ZM161 133H160V132ZM175 131V132H174ZM182 131V132H181ZM184 131V132H183ZM189 131H190V133H189ZM195 131H197V132H195ZM205 131V132H204ZM148 133V135H143L144 133ZM154 132V133H153ZM176 132H178V133H176ZM181 132V133H180ZM213 132V133H212ZM262 132V133H261ZM127 133H129V134H127ZM135 133H136V135H138V136H136L135 135ZM186 133H188L189 134V139H187V137H185V136H188V134L187 135H185ZM194 133H196V134H194ZM199 133L201 134L200 136H197V135H199ZM217 134V136L223 141V143H221L220 141H218V137L215 135V134ZM124 134H126L125 136H123ZM132 134V135H131ZM151 134V135H150ZM176 134V135H175ZM179 134H181V135H179ZM190 134H192V136L190 135ZM207 134V135H206ZM214 134V135H213ZM237 134V135H238ZM142 135V137L141 138H139L140 136ZM160 135V136H159ZM181 136L182 137V139H178L177 140V142H176V139L179 137V136ZM185 135V136H184ZM240 135V134H239ZM241 135L239 136V137H241ZM250 135V136H251ZM5 136L7 137L6 139H5ZM146 136V137H145ZM150 136H154V137H150ZM162 136H164L163 138H164V141H163V139L161 138ZM176 136V137H175ZM195 136H197V137H200V138H197V137H195ZM221 136V135H220ZM134 137H135V139H134ZM139 138V140L141 141H143L141 144L139 143L138 144V142L139 141H137L138 140V138ZM158 137V138H157ZM192 137V140L190 139ZM193 137H195V138H193ZM261 137V138H260ZM127 138V139H126ZM132 138H133V140H132ZM143 138H145L144 140H143ZM148 138V139H147ZM151 138V139H150ZM208 138V139H207ZM213 140H212V139ZM8 139V140H7ZM137 139V140H136ZM160 139V140H159ZM162 139V140H161ZM185 139H187L189 142H187V140H185ZM200 139H201V141L203 142V144L202 143H200L199 144V141H200ZM210 139V140H209ZM153 140V141H152ZM191 140V141H190ZM216 142H215V141ZM225 140V141H224ZM169 141H171V143H173V144H171L170 143V145H169ZM184 141V142H183ZM185 141H186V143H185ZM195 141H197V143L195 142ZM200 141V142H201ZM207 143H206V142ZM227 141V142H226ZM5 142H6V144H5ZM192 142V143H191ZM219 142V143H218ZM137 143V144H136ZM191 143V144H190ZM196 143V144H195ZM134 144H136V145H134ZM155 144V145H154ZM168 144V145H167ZM198 144H199V146L201 147H197L198 146ZM215 144H216V146H215ZM219 144V145H218ZM220 144H221V149H219V147L218 146H220ZM263 144V145H262ZM8 145V146H7ZM232 145V144H231ZM231 145H228V146H231ZM203 146V147H202ZM226 146V147H225ZM140 147H142V148H140ZM150 147V148H149ZM224 147H225V149H224ZM232 147V146H231ZM146 148H147V150H146ZM168 148H170V149H168ZM223 148V149H222ZM141 151H139V150ZM195 149H197V150H195ZM222 150V152L220 153V151ZM231 149V148H230ZM183 150V151H182ZM209 152H208V151ZM256 150V151H255ZM169 151V152H168ZM170 151H172V152H174V153H172L171 152V154H169L170 153ZM175 151H176V153L177 152H180L179 154V157L177 156L178 154H176L175 153ZM196 151V152H195ZM219 151V152H218ZM227 152L228 151V153H225V152ZM9 152V151H8ZM142 152H145V153H142ZM206 152H208V153H206ZM264 152V151H263ZM83 155V154H85V151L84 150H79L78 151V155ZM154 153V154H153ZM159 153V154H158ZM184 153V154H183ZM208 154V155H203V154ZM10 154H12V156L10 155ZM156 154V155H155ZM163 154V155H162ZM174 154V155H173ZM201 154V155H200ZM211 154V155H210ZM225 154H227V155H231L230 156V158L231 159H229V156L227 157V156H225ZM240 154H243V153H241L240 152ZM13 155H15L14 154V152H10V153H8V157L9 158H11V159H13L14 158V156ZM165 155H166V158H168L167 159V161H166V159H165ZM11 156V157H10ZM139 156H138V158H139ZM151 156L154 158V159H152L151 158ZM168 156V157H167ZM171 156V157H170ZM200 156H202V158L204 159H208L207 161L205 160V162H203V161H201V158H200ZM204 156V157H203ZM258 156V157H257ZM13 157V158H12ZM146 159H145V158ZM176 157V158H175ZM221 157V158H220ZM225 157L227 158V159H229L230 161H232L233 163H231L229 160H225V162H224V159H225ZM233 157V158H232ZM241 157V159L243 158V160H241L240 161V158ZM143 158V159H142ZM157 160H159V161H156V159ZM175 158V159H174ZM210 158V159H209ZM224 158V159H223ZM236 158V159H235ZM260 158V159H259ZM148 159V161L147 162H145L146 160ZM165 159V160H164ZM174 159V160H173ZM198 159H199V161H198ZM202 159V160H203ZM239 159V160H238ZM14 161H13V165H15L16 164V169L18 170V172H17V170H15V167L13 168L14 170H15V172L18 174V177H19V180L21 181V182H23V184L24 185H26V188L28 189L29 188V190H30V192L29 193H31V192H33L35 195H33V193H31L30 195L32 196V205H33V207L34 208H36V210L34 211V212H31L30 213V215L29 214H26L24 217H25V219H26V221L28 222V224L25 226H23V227H21L20 225H19V228H18V225L16 224V225H12V227L13 228H11V235H10V232H7L6 231V233L5 234H3L2 235V233L0 232V264H3L2 263V258H3V256L4 255H6V254H10L11 253V250H12V253H14V251L13 250H15V253L17 252H19L18 254H15V256L16 255H18V256H16V258H18L19 256V263H15V264H22V261H23V264H24V261L26 260V261H28L29 259H26V258H28L27 257V255L28 256H30L31 255V260H32V262H31V264H56L57 262H59V263H57V264H61V262H63L62 260H64V259H66V257H68V260L66 259V262L68 263V264H70V262H72V264L74 263V264H80V261H81V263H82V261L84 260V259H86V260H84V261H86L84 264H88L89 262H91V263H89V264H94V262L96 261L97 262V260H99V259H97V258H99V257H97L96 255H97V250H95L96 252H94L93 251V249H98L99 248V245L97 244V242H98V240H99V238L100 237H97V238H94V237H96V236H101V234H99V233H96L95 234V236L93 237V239H98V240H93L91 237H89V238H91L92 239V241H91V239H89L88 237H84V239L86 240L85 242L88 244H86L84 241H83V238H81L82 240L81 241H83L84 243H81L82 245L84 244V246H80V237H83V236H81V233H80V237H79V234H78V231H81V228H83V225L81 224V222H80V220H79V218H77L76 220L74 219V217H70L71 218V220H69V219H67V218H65L64 216H66V214L64 213V212H62L61 211V213L62 214H58V213H60V210H61V207H59V206H55L56 205V203L55 202H57V201H55L54 199V201H51L50 199H49V197H48V194L46 193V191H45V189L41 186V182H39V180H36L35 178H30V176H29V174H28V171H25V170H27V169H25L24 170V166H22V164L20 165V162H18L17 160H16V157L13 159ZM152 160V163L154 164V163H156V167L154 168V167H149V166H151L152 165V163H148L149 161H151ZM153 160H155V162L153 161ZM212 160V161H211ZM237 160L239 161V162H237ZM255 160V161H254ZM201 161V163H203L202 165H201V163L199 164V162ZM220 161H222V162H220ZM228 161V162H227ZM242 161H245L244 163H242ZM259 161V162H258ZM143 162L145 163V164H143ZM190 162H191V164H190ZM210 162H212V164L210 163ZM253 164H252V163ZM257 164H256V163ZM262 162V163H261ZM146 163H148L147 165H146ZM163 163V165L165 166V168H167V169H165L164 167H162L160 164H162ZM167 163L169 164V165H167ZM193 163H195V164H193ZM198 163V164H197ZM204 163L206 164L207 163V166L206 165H204ZM230 164V166L228 165H226V164ZM178 164V165H177ZM197 164V165H196ZM210 164H211V167H210ZM223 166H222V165ZM237 164L242 168V165H243V168H245V169H243V170H245L244 171V173L243 174H240V172L238 171V169L240 168L239 166L237 167V168H235L236 166H237ZM246 164V165H245ZM254 164H256V165H254ZM260 164V165H259ZM38 165V166H37ZM155 165V164H154ZM182 165V166H181ZM233 165V166H232ZM234 165H236V166H234ZM259 165V166H258ZM147 166V167H146ZM153 166V165H152ZM159 166V167H158ZM200 166V167H199ZM204 166H205V169H201V168H204ZM227 166V167H226ZM18 167V168H17ZM24 167V168H23ZM40 168V170H41V167L39 166V163H37V162H32V168H36L35 169V171H37L38 172V170H39V168ZM161 167V168H160ZM198 167V168H197ZM208 167H210V169L211 170H209V172H208ZM253 167V168H252ZM257 168L256 170H255V168ZM261 167V168H260ZM19 168H20V170H22L21 171V174H20V170H19ZM23 168V169H22ZM37 168H38V170H37ZM148 168V170H150V173L146 170ZM151 168V169H150ZM177 168V169H176ZM230 168V169H229ZM231 168H233L232 170H231ZM163 169L165 170V171H163ZM170 169H171V171H170ZM176 169V170H175ZM253 169H254V171H253ZM34 170V169H33ZM131 170H135V168H131ZM156 171L155 173H153L152 171ZM162 170V171H161ZM188 170V171H187ZM190 170V171H189ZM202 170V171H201ZM206 170V172L208 173H206V172H204V171ZM214 170V171H213ZM215 170H216V173H215ZM240 170V169H239ZM159 171H161L160 173H159ZM169 171V172H168ZM173 171V172H172ZM201 171V172H200ZM227 173H226V172ZM231 171H233V173L231 172ZM250 171H251V173H253V174H251L250 173ZM126 172V171H125ZM163 172H165L164 174H163ZM171 172V174H169ZM174 172H176L175 174H174ZM257 172V173H256ZM25 175H23V174ZM182 173V174H181ZM206 173V174H205ZM209 173H210V175H209ZM212 173H213V175H212ZM214 173L216 174V175H214ZM38 174H40L41 175V173H40V171H39V173ZM150 175V177H152V178H150L149 177V175ZM163 174V175H162ZM181 175V177H180V175ZM229 174V175H228ZM248 174H250V176L248 175V177L247 178H245V176H247ZM22 175H23V177H22ZM147 175V176H146ZM175 175V176H174ZM236 177H234V176ZM241 175H243L242 176V178H244V179H241V178H239ZM251 175H252V177H254V178H250L249 179V177H251ZM20 176L22 177V178H20ZM26 176H28L27 178H26ZM42 176V175H41ZM158 176V178H155V177H157ZM162 178H161V177ZM173 176V177H172ZM185 177V179L183 178V177ZM197 176V178H195ZM199 176V177H198ZM204 176L206 177L205 179V181L207 182V183H203V181L202 180H204L203 178H204ZM145 177H149L150 178V181H147V180H149V178L148 179H145ZM163 177H164V179L165 180H163ZM193 177L196 179V180H194L193 179ZM26 178V179H29V181L30 180H32V181H30V183H25V180L24 179ZM161 180H160V179ZM171 178V179H170ZM222 178V179H221ZM234 178H235V180H234ZM237 178H239V179H241L240 180V182L242 183L241 185H242V187H241V185H240V183H236L237 182V180H238V182H239V179H237ZM34 179H35V181H37V182H35L34 181ZM156 179V180H155ZM166 179H169V180H166ZM197 179H199V180H197ZM219 179V180H218ZM226 179V180H225ZM256 179V180H255ZM24 180V181H23ZM151 180H152V182H151ZM158 180V181H157ZM163 180V181H162ZM185 180V181H184ZM190 180V181H189ZM193 180V181H192ZM217 180V181H216ZM246 180H247V182H246ZM172 181V182H171ZM175 183H174V182ZM192 181V182H191ZM199 181V182H198ZM201 181V182H200ZM224 181H226V182H224ZM249 181V182H248ZM33 183V186H35V187H31L32 186V183ZM157 182V184H155V183ZM159 182H161V183H168V182H170V183H168L169 184V188L167 187V183L166 184H161V183H159ZM182 182V183H181ZM191 182V183H190ZM197 183L195 186H194V184L195 183ZM221 182H223V183H221ZM245 182V183H244ZM251 182V185L249 186V188H248V183H250ZM40 183V184H39ZM159 183V184H158ZM173 183V184H172ZM177 183V184H176ZM179 183V184H178ZM214 183V184H213ZM30 184H31V186H30ZM193 185V187H192V185ZM207 184V185H206ZM217 184V185H216ZM253 184V185H252ZM174 185H176L178 188H180L181 190H179V189H177V187L175 188V186ZM181 185V186H180ZM190 185V186H189ZM199 186V188H198V186ZM204 185H206V186H204ZM217 186V188H216V186ZM239 185H240V187H239ZM185 188H184V187ZM246 186V187H245ZM254 186V187H253ZM36 187H38V188H36ZM163 187H165V189H163ZM200 187H201V189H200ZM207 187V188H206ZM251 187V188H250ZM31 188H33V190L31 189ZM38 190L39 189V191L40 192H38L36 189ZM173 188H174V190H173ZM182 188H183V190H182ZM192 188V189H191ZM197 188V189H196ZM203 188V189H202ZM230 188H233L234 190V192H232L231 193V189ZM245 189V192H247V191H249L250 189H251V191H250V194L252 195V199L250 198L251 197V195H247V194H249V192H247V194H245L244 192H243V189ZM259 189L258 191H256L257 189ZM260 188H261V190H260ZM35 189V190H34ZM175 189L178 191H175ZM194 189V190H193ZM199 189V190H198ZM204 189H206V191H207V196L208 197H211V198H208L207 196H206V194L204 195L203 193H204ZM209 189V190H208ZM221 190V191H219V190ZM239 189V190H238ZM249 189V190H248ZM32 190V191H31ZM43 190V191H42ZM184 190H186V191H184ZM196 190V191H195ZM203 190V191H202ZM214 190V191H213ZM247 190V191H246ZM36 191V192H35ZM45 191V192H44ZM153 191V192H152ZM173 191H175V193L173 192ZM193 191V192H192ZM205 191V192H206ZM217 191H219V192H217ZM240 191V192H239ZM37 192H38V194L40 193V194H42L43 196H41V195H38L37 194ZM42 192V193H41ZM44 192V193H43ZM154 192H155V194H154ZM177 192V193H176ZM194 192H196V194L194 193ZM201 192V193H200ZM210 194H209V193ZM218 194H217V193ZM242 192V193H241ZM253 192H255V194L253 193ZM151 193H153V194H151ZM180 193V194H179ZM186 193V194H185ZM192 193H194L193 194V197H192ZM212 193V194H211ZM229 193V194H228ZM235 193H237V195H235V196H237L238 197V199L239 200H236L237 199V197H235L233 194H235ZM85 194H87V196L88 197H90L91 195H90V193H82V197L85 199L86 198V196H85ZM168 194L170 195V197L168 196ZM183 194V195H182ZM226 196V197H224V195ZM226 194H228V195H226ZM230 194H232V195H230ZM46 195H47V198H48V200H46L47 198H46ZM84 195V196H83ZM148 195H151V197H148ZM180 195V196H179ZM210 195V196H209ZM223 195V196H222ZM259 195H262V196H259ZM37 196V197H36ZM182 196V197H181ZM194 196H196L197 197V199H196V197H194ZM231 196V197H230ZM232 196H234V197H232ZM248 196V197H247ZM259 196V197H258ZM87 197V198H88ZM149 198V199H147V198ZM154 197V198H153ZM169 197V198H168ZM181 197V198H180ZM201 197V200H199V198ZM205 197V198H204ZM221 197H222V199H221ZM263 199H262V198ZM86 198V199H87ZM156 198H157V200L159 201V202H157V200H156ZM175 198V199H174ZM185 198V199H184ZM192 198H194L195 200H191ZM216 198V199H215ZM234 198H236V199H234ZM258 198H260L261 199V201H260V204H257V203H259V200H258ZM133 199V200H132ZM145 199H146V201H145ZM152 199H153V201L155 202V204H153L154 202L152 201ZM168 199H169V201L170 202H173L174 203V201H175V203L173 204L174 205V207H173V205L171 206L172 208H174V209H170V206L168 205V204H172V203H168L169 201H168ZM172 199H174V200H172ZM223 199H225L224 201H223ZM234 199V200H233ZM242 200V202H241V200ZM245 199V200H244ZM253 201H251V200ZM131 200V201H130ZM142 200V201H141ZM148 200H150V201H148ZM165 202H164V201ZM178 200V201H177ZM187 200V201H186ZM190 202H189V201ZM197 200H198V202H197ZM220 200V201H219ZM229 200V201H228ZM235 201V204H234V202L233 201ZM35 201V202H34ZM47 201V202H46ZM52 203H51V202ZM177 201V202H176ZM182 203H181V202ZM223 201V202H222ZM232 201V202H231ZM236 201H238V202H236ZM254 201H256V202H254ZM263 201V202H262ZM51 204H50V203ZM136 202V203H135ZM146 202H149L150 203V205H149V203H148V205L146 204ZM164 202V203H163ZM180 202V203H179ZM194 202V203H193ZM195 202H197V203H195ZM226 202V203H225ZM228 202V203H227ZM261 202H262V204H263V207H262V204H261ZM53 203H55L54 205H53ZM158 203H160V205H159V208L158 207H156V206H158L157 204ZM161 203H163V204H161ZM191 203H193V205H189V204H191ZM206 203H209L210 204V206L211 207H213L212 209H213V211H212V209H210V211H209V207L210 206H208V205H204V208H203V205L202 204H206ZM237 203H239V207H238V204ZM240 203H242V205L245 207V208H241L240 209ZM245 205H244V204ZM253 203H255L254 205H253ZM145 204H146V206H145ZM166 204L168 205V207H169V209L167 210V207H166ZM176 204H177V206H176ZM181 204V206H179ZM212 204V205H211ZM216 204V205H215ZM220 204V205H219ZM226 204H228L229 205V207L226 205ZM231 204H232V206H231ZM258 205V210L260 209L261 211H262V213H261V211H257L256 209V206ZM42 205H46L45 207L43 206V208H42V210H39V208H41V206ZM51 205H53V207H54V211H53V207L51 206ZM116 205V206H115ZM120 206V203H118V202H116L115 204H114V206L115 207H117L118 209H119V206ZM144 205V206H143ZM187 205V206H186ZM215 205V206H214ZM233 205H235V206H233ZM132 206H135V207H133L132 208ZM138 206V207H137ZM141 206L145 209V210H147L148 211V216H144L143 214H142V212H141V210H140V208H141ZM199 206H201L200 208H198ZM208 206V207H207ZM216 206H218L217 208H216ZM225 207V209H227L228 211H229V209H230V211L232 212H229L228 213V211H226V210H224V208H223V211H222V207ZM242 206V207H243ZM49 207H51V208H49ZM146 207V208H145ZM160 207H163V209H164V211H163V209L162 210H160ZM181 208V207H183V208H181V210L179 209V208ZM195 207H196V209H195ZM210 207V208H211ZM220 207V208H219ZM228 207V208H227ZM260 207H262L263 209H261ZM47 208V210H45ZM58 208H60V210H59V212L57 213L56 211H58ZM116 208V209H117ZM147 208H150V210L149 209H147ZM154 210H153V209ZM158 208V209H157ZM205 208H207L206 210V212L205 211H203V212H205V213H203L202 214V210H204ZM216 208V209H215ZM219 208V209H218ZM254 208H255V211H254ZM56 209V210H55ZM141 213H137V210ZM177 210V212H176V210ZM193 209V210H192ZM199 209V211H201V212H199V211H196V210H198ZM214 209H215V211H214ZM245 209V210H244ZM39 210V211H38ZM45 210V211H44ZM167 210V211H166ZM169 210L172 212V213H170V215L168 216V212H169ZM175 210V211H174ZM180 210V211H179ZM188 210H190L192 213H189V215H187V213H186V211H188ZM216 210H218V211H216ZM240 210H244L245 212L247 211V213L248 214H246L244 211V213H242V211H240ZM46 211L48 212V214L46 213ZM136 211V212H135ZM153 211V212H152ZM155 211H157V212H155ZM225 211H226V213H225ZM240 211V212H239ZM43 212V213H42ZM50 212H51V215H50ZM151 212V213H150ZM155 212V214H153ZM167 212V214H165V213ZM175 212V214H173ZM180 212V213H179ZM214 212V213H213ZM221 212V213H220ZM251 212H253V213H251ZM56 213L58 214V215H56ZM63 213H64V215H63ZM133 213V214H132ZM162 213V214H161ZM163 213L165 214V216L167 215V217H165L166 219H164V216L162 217V215H163ZM200 213H201V215H200ZM217 213V214H216ZM32 214V215H31ZM40 214V215H39ZM62 216V217H56V219H58L59 220V223L57 222V221H55L56 219H55V216ZM130 214H132V215H130ZM139 214H140V218H139ZM150 214H151V216H150ZM153 214V215H152ZM158 214V216L159 217H157L156 215ZM199 214V215H198ZM205 214H207V215H205ZM213 214H214V216H216V215H218L219 214V216H217L216 217V219H214L215 217H213ZM234 214H237V215H234ZM252 214V215H251ZM261 214H262V216L263 217H261ZM44 215V216H43ZM143 215V216H142ZM155 215V217H156V219H158V221H160V220H162L164 223H163V225H162V222L160 221V223H158V221L155 219V217L153 218V216ZM175 215V216H174ZM180 215V216H179ZM186 215H187V217H186ZM193 215V216H192ZM226 215V216H225ZM228 215V216H227ZM251 215V216H250ZM31 216H33V217H31ZM52 216H53V218H52ZM204 218H203V217ZM222 216H225V219L227 220V221H229L230 222V224H233V225H229L230 226V228H231V230H230V228L229 229H227L229 226L227 225V226H224L223 227V225H226V224H228V222H224L223 220V222L225 223V224H223L222 222H218L217 223V221L220 219V218H223ZM234 217L233 218V220H232V218H230V217ZM41 217V218H40ZM64 217V218H63ZM161 217V218H160ZM179 217H180V220H179ZM189 217V218H188ZM227 217H229L228 219H227ZM238 217V218H237ZM76 218V217H75ZM130 218V219H129ZM133 218V219H132ZM136 218V219H135ZM141 218L145 221V220H147V221H145V222H148V223H145L143 220L141 221ZM145 218V219H144ZM148 218H150V220L148 219ZM167 218H169V219H167ZM191 218H193L192 220H191ZM44 219V220H43ZM55 219V220H54ZM62 219V220H61ZM64 219H66V220H64ZM73 219V220H72ZM138 219H139V221H138ZM152 219V220H151ZM154 219V220H153ZM182 219H184V221L182 220ZM204 219H206V220H208V222H210L211 221V223L210 224H208V222L206 221V223H203L204 221ZM245 219V220H244ZM51 220H53V221H51ZM69 220V221H68ZM149 220V221H148ZM170 220V221H169ZM173 220V221H172ZM182 220V221H181ZM186 220V221H185ZM194 220V221H193ZM233 221L232 223H231V221ZM239 220H241V224H240V221ZM244 220V221H243ZM65 221V222H64ZM115 221V220H114ZM141 221V222H140ZM151 221H153V222H155L153 225H152V223L153 222H151ZM157 221V222H156ZM168 221V222H167ZM200 221H203V222H200ZM214 223H213V222ZM219 221H221V220H219ZM141 223V224H138V223ZM150 222V223H149ZM165 222H167L168 223V226H166L167 225V223H165ZM170 222V223H169ZM177 222V223H176ZM195 222H198L199 223V225L200 226H203V228L201 227L200 228V226H199V228H200V231H203V234H202V232L200 233V235H201V237H200V235L199 236H197V238L194 236V235H192V232H193V228H195L194 227V225H195ZM244 222V223H243ZM250 222V223H249ZM65 223L67 224V225H65ZM115 223V222H114ZM157 223V224H156ZM197 223V224H198ZM204 225H203V224ZM213 223V224H212ZM215 223H217V224H215ZM222 223V225H220ZM238 223V225H236ZM249 223V224H248ZM63 224V225H62ZM79 224H81V225H79ZM118 223H116V225H117ZM130 224V225H129ZM146 224H148V225H146ZM156 224V225H155ZM165 224V225H164ZM171 224V225H170ZM205 224H206V226L208 225V227H206L205 226ZM212 224V225H211ZM216 226H215V225ZM234 224H235V226L237 227H233L234 226ZM247 225V227H246V225ZM71 227H70V226ZM76 225H77V227H79L78 229H76L77 227H76ZM115 225V224H114ZM115 225V226H116ZM130 226V227H128V226ZM132 225V226H131ZM155 225V226H154ZM158 225H159V227H160V225H162L161 226V228H159L158 227ZM169 225H170V227H169ZM177 225H178V228H177ZM188 225H192L191 227L190 226H188ZM211 225V226H210ZM218 225H220L219 227H218ZM240 225V226H239ZM257 225V226H256ZM47 226V227H46ZM58 226H60V227H58ZM150 226L152 227V228H150ZM174 226H176V228L174 227ZM182 227L183 226V231L182 230H180L181 228H179V227ZM185 226H186V229H185ZM210 226V227H209ZM213 226H215V227H213ZM222 226V227H221ZM62 227L64 228V229H62ZM65 227H70L69 229H71L70 231H69V229L67 230V228H65ZM73 227V228H72ZM127 227V228H126ZM131 227H133V228H131ZM134 227H135V229L137 230H135L134 229ZM137 227V228H136ZM158 228V230L160 229V231H162L161 233L162 234H160V231L159 232H157V229H153V228ZM166 227V228H165ZM218 229L217 230V232H216V234L214 233V231H213V229ZM238 227H240V228H238ZM248 227H250V229H248L247 230V228ZM255 227V228H254ZM22 228V229H21ZM52 228H53V231H52ZM59 228V229H58ZM130 228V229H129ZM175 230H177V231H175ZM209 228H211V229H209ZM242 228H243V230H242ZM261 228V229H260ZM129 229V230H128ZM138 229H140V230H138ZM170 229H172L171 231H175L174 233L176 234V235H178L177 237H179L180 238V235L182 234V232L184 233V234H182V235H184L185 237L184 238H182V239H178L177 237V240H179V241H177V240H175L176 241V244H177V246H176V244H175V241H174V239H176L175 237H173L174 235H173V233L170 231ZM207 229V230H206ZM224 229V230H223ZM229 230V232L230 231H232V232H234V233H232V232H230L231 233V236H230V233L227 231V230ZM72 232L70 235H69V233L67 232ZM130 231V233L128 232V231ZM144 230V231H143ZM184 230H186V231H184ZM204 230H205V232H204ZM210 230H212V231H210ZM21 231H22V233H21ZM52 231V232H51ZM55 231V232H54ZM139 231V232H138ZM145 231L148 233L147 234V237L149 236V234L150 235H152L153 237H158V241L160 242L159 243V245L160 244H162L163 242L164 243H168V240L171 238V237H173V241H174V243L172 244V242L173 241H170L169 243H170V247L167 245V247L169 248V249H166V250H168V253H163L164 252V250H165V248H164V246L165 245H161V247L160 246H158V244H157V246H151V248H150V246L148 245V242H147V240L150 238V237H148V238H146V235H144V233H145ZM171 232L172 233V235H170V233L169 232ZM180 231H182V232H180ZM191 231V232H190ZM222 231V232H221ZM226 231V232H225ZM244 233H242V232ZM251 231V232H250ZM259 231V232H258ZM261 231V232H260ZM25 232H27L26 234H25ZM66 232V233H65ZM77 233L78 234V239H77V237L76 238H73L72 236V234L73 233ZM134 232L138 235L139 234V236H136V234H134ZM138 232V233H137ZM166 232V233H165ZM179 232V233H178ZM190 232V234H188ZM206 232H209V234L211 235V237H209L210 235H208V233H206ZM211 232H213V233H211ZM35 233V234H34ZM44 233V234H43ZM60 233V234H59ZM75 233H74V235H75ZM132 233V234H131ZM142 233H143V235H142ZM158 234L159 233V235H156V234ZM163 233H164V236L166 235L167 237H164L163 236ZM186 233L188 234L187 236H186ZM246 233V234H245ZM253 233V234H252ZM257 233H261V235H259V234H257ZM37 234V235H36ZM43 234V235H42ZM57 234V235H56ZM76 234V235H77ZM98 234V235H97ZM128 234V235H127ZM141 234V235H140ZM146 234V233H145ZM212 234L214 235V236H212ZM229 234V235H228ZM236 234V235H235ZM46 235V236H45ZM131 235H132V237H131ZM169 235L171 236L170 238H169ZM175 235V236H176ZM181 235V236H182ZM206 235H207V237H206ZM216 235L218 236L219 235V237H221V238H218V237H216ZM224 235H226V236H224ZM233 235V236H232ZM243 236V240L241 241V236ZM247 235H248V237H247ZM49 236V237H48ZM53 236V237H52ZM59 236V237H58ZM64 237L65 236V238L63 239V238H60V237ZM141 236H145V239H146V242H145V239L143 240L142 238L143 237H141ZM151 236V237H152ZM163 236V237H162ZM191 236V237H190ZM205 236V237H204ZM229 236H230V238H229ZM240 236V237H239ZM245 236L247 237L246 239H245ZM34 237V238H33ZM50 239H48V238ZM56 237V238H55ZM69 237V238H68ZM73 239H72V238ZM75 237V236H74ZM134 237H137V240H135L136 238H134ZM183 237V236H182ZM187 237V238H186ZM200 237V238H199ZM214 237H216V238H214ZM229 239H228V238ZM250 237V238H249ZM258 237V238H257ZM7 238H9V239H7ZM13 238V239H12ZM16 238V239H15ZM30 238V239H29ZM37 238H38V240H37ZM42 238V239H41ZM47 238V239H46ZM54 240H53V239ZM68 238V239H67ZM140 238V239H139ZM162 238V239H161ZM164 238H166V240L164 239ZM167 238H169V239H167ZM188 238H189V240H188ZM224 238H226L225 240H224ZM241 238V239H240ZM252 238H254V239H252ZM3 239V240H2ZM61 239L64 241V245L61 243ZM69 239H71V242L69 241ZM76 239V240H75ZM128 240V243H127V240ZM132 239V240H131ZM138 239H139V241H138ZM184 239H186V240H184ZM193 239V240H192ZM209 239V240H208ZM223 239V240H222ZM260 241H259V240ZM24 240V241H23ZM32 240V241H31ZM44 240H45V243H44ZM57 240V241H56ZM60 240V241H59ZM72 240H75V241H73L72 242ZM79 240V241H78ZM135 240V241H134ZM143 240V242H141V241ZM192 240V241H191ZM199 240V241H198ZM218 240H220V241H218ZM233 240V241H234ZM246 240V241H245ZM256 240V241H255ZM42 241V242H41ZM50 241V242H49ZM56 241V242H55ZM76 241H78V243L76 242ZM130 241V242H129ZM163 241V242H162ZM190 241V242H189ZM205 242V244H204V242ZM245 241V242H244ZM18 242V246H16V245H14V243H17ZM22 242V243H21ZM55 242V243H54ZM75 242V243H74ZM91 242L93 243H95V246H96V248H94V247H92V246H89V245H91ZM132 242H134V243H132ZM178 242H181L180 244L178 243ZM193 242V243H192ZM201 242V243H200ZM232 242V241H231ZM241 242H243V243H241ZM249 242V244H247ZM5 243H8V244H6L7 246L9 245V247L10 248H7V246L5 245ZM9 243H11V244H9ZM36 243V244H35ZM39 243V244H38ZM67 243H71V244H73V246H75V247H77V251H79V247H80V250H81V248L83 249V247L85 248V250H86V252L85 251H83V250H81L82 251V253L83 252H85L86 254H82L81 253V251H79L78 253L80 254V256H78L79 254H77V255H74V256H76V258L74 259V257H72V255H70V254H72V250L74 251V249L76 250V248L74 247L73 248V246H70L71 244H68L67 245ZM94 243L92 244V245H94ZM137 243L139 244H141V247H140V249L138 248V246L140 245H137ZM145 243V244H144ZM188 243V244H187ZM225 243V244H224ZM250 243L251 244H255L256 243V245H251V246H248V245H250ZM2 244H4V245H2ZM41 244H43V245H45V246H41ZM48 244V245H47ZM57 246H56V245ZM129 246H127V245ZM130 244H133V245H130ZM182 244V245H181ZM185 244V245H184ZM212 244V245H211ZM220 244V246L218 247V245ZM242 244V245H241ZM245 244H246V246H245ZM258 244V245H257ZM13 245V248H11V246ZM20 245H22V247L20 246ZM40 245V246H39ZM78 245H79V247H78ZM97 245H98V248H97ZM135 245V246H134ZM145 247H143V246ZM172 245V246H171ZM180 245L181 246H183L182 247V249H179L180 248ZM208 245V246H207ZM15 246V247H14ZM24 246H26V247H24ZM31 246H33V247H31ZM68 246V249H69V247H70V250H69V252H68V250H67V247ZM205 246H207L206 248H205ZM211 246H214L213 248H215V249H212V247ZM222 246V247H221ZM260 248H259V247ZM17 247V248H16ZM19 247V248H18ZM24 247V248H23ZM27 247H29V248H27ZM38 247H39V249H38ZM41 247V248H40ZM49 247V248H48ZM65 247V248H64ZM72 247V248H71ZM88 247L90 248L89 250H88ZM131 247V248H130ZM177 248L178 247V250H181L180 252L179 251H177L176 252V250L177 249H175V248ZM243 247H245V248H243ZM6 248V249H5ZM44 248H46L45 250H44ZM54 248V249H53ZM65 249V252H64V249ZM130 248V249H129ZM132 248H134L133 249V251H132ZM141 248H143V249H141ZM172 248V249H171ZM4 249H5V251L7 252H5L4 251ZM8 249V250H7ZM22 249V250H21ZM32 249V250H31ZM136 249H139V251H138V253H137V250ZM152 249V250H151ZM156 250V251H154L153 252V250ZM162 249H163V252H162ZM175 249V253L174 252H172L173 250ZM186 249V250H187ZM232 249H233V251H232ZM10 250V251H9ZM25 250L26 251H30V252H25ZM49 250H50V252H49ZM134 250H136V252H135V254L133 253L134 252ZM142 250H143V252H142ZM147 250V251H146ZM149 250V251H148ZM158 250V251H157ZM166 250H165V252H166ZM171 250V251H170ZM191 250V251H190ZM241 250V251H240ZM3 251V252H2ZM10 253H9V252ZM33 251V252H32ZM46 251V252H45ZM48 251V252H47ZM89 251V252H88ZM99 251V250H98ZM130 251V252H129ZM144 251H145V253H144ZM170 251V252H169ZM22 252V253H21ZM32 252V254H30L29 255V253H31ZM35 252V253H34ZM61 252V253H60ZM88 252V253H87ZM152 252L153 253H159V255L156 257V255L155 254H153V255H151L152 254ZM179 252V253H178ZM239 252V253H238ZM241 252V253H240ZM27 254V255H25V254ZM49 253H53V254H55V255H52V254H50L49 255ZM60 253V254H59ZM74 253V252H73ZM75 253H77V252H75ZM74 253V254H75ZM130 253H132L133 254V256L132 255H130ZM147 253H148V255H147ZM177 254L176 256L174 255V254ZM224 253H227V252H225L224 251ZM90 254V255H89ZM164 254V255H163ZM166 254L168 255L167 257H166ZM206 254H207V257H206ZM212 254V258L210 259L209 257H210V255ZM47 255H49V256H47ZM82 255V256H81ZM88 255V256H87ZM93 257H92V256ZM140 255V256H139ZM144 255V256H143ZM151 255V256H150ZM162 255H163V257H162ZM170 255H171V257H170ZM172 255H173V258H172ZM189 255V256H188ZM224 255H226V254H224ZM65 258H64V257ZM77 256H78V258L80 257H82L81 259H77ZM131 256H132V258H135L136 256V258H135V260H132L131 259ZM147 256H148V258H147ZM150 256V257H149ZM162 258H161V257ZM166 258H165V257ZM232 256H233V258H232ZM261 256L263 257V258H261ZM26 257V258H25ZM44 257V258H43ZM46 257V258H45ZM84 257V258H83ZM85 257H87V258H85ZM97 257V258H96ZM140 257V258H139ZM143 257V258H142ZM160 257V258H159ZM174 257L176 258V259H174ZM178 258V260H176L175 262H173V264H181V262H182V264H191V262L193 261V260H191V258L190 259H188V258H185V257H183L184 259H181V258ZM36 258V259H35ZM43 258V259H42ZM64 258V259H63ZM206 258V259H205ZM241 258V260H239ZM21 259V260H20ZM23 259V260H22ZM77 259V260H76ZM83 259V260H82ZM87 259L89 260V262L87 261ZM93 259V260H92ZM95 259V260H94ZM97 259V260H96ZM131 259V260H130ZM145 259V260H144ZM153 259V260H152ZM160 259V260H159ZM173 259V260H172ZM188 259V260H187ZM245 259V260H244ZM260 259V260H259ZM43 260V261H42ZM52 260V261H51ZM54 260V261H53ZM130 260V261H129ZM140 260H141V262H140ZM144 260V261H143ZM152 260V261H151ZM161 260H163V261H161ZM169 260V261H170ZM181 260V261H180ZM189 260H191L190 262H189ZM75 261V262H74ZM94 261V262H93ZM103 261V260H102ZM106 262L108 261V260H105ZM126 261V262H127ZM131 261H134V263L133 262H131ZM136 261V262H135ZM157 261H159V262H157ZM177 261H179V263H177ZM185 261H187V262H185ZM235 261V262H234ZM244 261V262H243ZM21 262V263H20ZM46 262V263H45ZM50 262V263H49ZM110 262V261H109ZM140 262V263H139ZM145 262V263H144ZM185 262V263H184ZM195 262V261H194ZM260 262V263H259ZM64 264H66L65 262H63ZM62 263V264H63ZM196 263V262H195ZM195 263H192V264H195ZM228 263V262H227ZM229 263V264H230ZM83 264V263H82ZM108 264V263H107ZM111 264V263H110ZM127 264V263H126ZM129 264V263H128Z\"/></svg>", "mask_w": 264, "mask_h": 264}]
</instances>
